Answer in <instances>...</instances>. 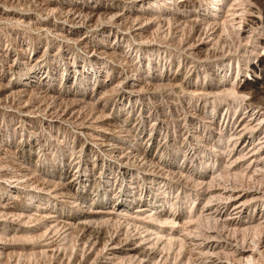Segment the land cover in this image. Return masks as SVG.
Segmentation results:
<instances>
[{"label": "rangeland", "instance_id": "obj_1", "mask_svg": "<svg viewBox=\"0 0 264 264\" xmlns=\"http://www.w3.org/2000/svg\"><path fill=\"white\" fill-rule=\"evenodd\" d=\"M1 1L2 0H0V7L1 8H7L9 10V14L0 16V26H1L0 27V35L2 34L0 37V53L2 52V54H0V70H1L0 71V78H1L0 79V82H1V84H0L1 85L0 86V89H1L0 90V96H1L0 97V100H1L0 101V104H1L0 105V160L3 162L2 163L0 161L1 162L0 163V191H1L0 192V215H1L0 216V221H1V223H0V230H1L0 231V235H1L0 236V240H1L0 241V264H51L53 262H54L53 264H55L57 259H60V260H58L59 262L57 261L56 264H65L66 262H67V264H73V263H77V264H80V263L81 264H113V262H114V264H116L117 262H119L118 264H121V263L124 264L125 262H126L125 264H134V263L135 264L136 263L137 264H139V263H141V264H150V263L151 264L152 263L161 264V262L163 264H169L170 262H171L170 264H176V263L177 264H184V262H186L185 264H192V261H193V264H203V262L205 264L207 261V253H206L207 250H206V245L204 244L205 240H203V239L208 238L207 237L208 232L216 234V232L218 231L217 232L218 238H221V239L227 240V241L228 240L230 241V239H232L231 241H236V242L237 241L240 242V240H243V238L246 240H248V239L250 240V239H254L256 237L254 240H258L259 238H262L264 236V225L260 224L259 227H258V225H256L257 224L256 222H258V219L260 218L257 215L258 210L264 208V205H263L264 204L263 203L264 202V196H263L264 195V188H263L264 182L261 181L260 179H258L259 176L258 177L257 176H250V175H248V173H246V172L243 173L241 171L234 172L235 168L225 167L224 165L226 164V161H227L225 159L227 157L228 149L223 148L222 142H220L222 145H220V143L217 142L220 138H222L221 133H222V136L224 135L223 137H226V134L229 135L231 133L232 127L234 125L233 119L236 117V115H237V117L240 116V113H241V115H243L244 114L243 112H245L247 110V109H245V105L243 104V102H240L241 99L239 97H237L236 95H234L235 93H233L232 89L234 90V88H236L238 85L246 82L245 80H247L246 79L247 76L251 77L250 70L254 66L252 64V62H254V63L256 62L255 63L256 66L257 67L259 66L258 69L264 68V60L261 62L260 61L261 59H258V58H260V56L255 58L256 52L259 53L261 51L260 53H262V51H264V50H261L260 46L259 47L256 46L255 38H253L255 35L254 33H257V31H259L258 27L260 24L258 23V21L257 22H250L251 18H250L249 13L251 12V10L249 9V7H247V6H249V3L251 1H254V2H251V4L256 6L254 13H255V15L259 16V21L262 20L264 22V0H219V1L213 0V3H212V0H162V1L158 0L159 2L157 0H105L106 2L104 0H97L99 3H101V1H102L103 4H110L112 6H115V8H117L119 10L118 11L119 16L116 20L113 18L107 19L105 17L102 18V16H99L100 20L96 18L97 20H94V21H96V22H94L95 24L93 22L89 23L87 21L88 20V18H86L87 11H85L84 9L82 10L83 13L82 12L79 13V15H78L79 18L77 17L75 20L70 19L71 17H69L68 14H71V12L73 11L72 10V8H74L73 3L80 2L83 0H72V1L71 0H37V1L36 0H28V1H26V0L21 1L20 0L21 2H19V0H14V1L11 0V2L9 0H8V2H5V1L1 2ZM32 1H33L34 5L31 4ZM38 1H40V3H38ZM85 1H91V0H85ZM94 1L92 0V2H94ZM238 1H239V4H238ZM28 2H30V3H28ZM230 2H232L233 4ZM17 3H18V5H17ZM28 4L30 7H32L31 9H33V10H31L30 7L28 6L29 12H28V10L26 12L27 7H24V6H27ZM46 4H47V6H46ZM210 4H212V5H210ZM52 5H53V7H52ZM17 6L20 8H18ZM34 6L37 8H35ZM68 6L70 7V9L67 8ZM175 6H176V8H174ZM212 6H214V7H212ZM33 7L36 10H34ZM38 7H40L41 10H37V9H39ZM62 7H63L64 11L62 10ZM13 8H14V10H13ZM24 8H25V10H24ZM47 8H50V9H47ZM45 9L49 10V12ZM166 9L169 11H167ZM220 9H221V11H220ZM12 10H13V12H12ZM50 10H51V13H50ZM207 10H209V11H207ZM20 11H22V12H20ZM44 11H46V12H44ZM54 11H55V13L53 14ZM65 11H67V12L65 13ZM69 11H70V13H68ZM232 11H233V14H231ZM59 12H61V13H59ZM134 12L138 16H135L136 14ZM235 12H236V14H235ZM37 13L39 15H37ZM212 13H214V14H212ZM58 14H60V16L62 15V17L60 18V16ZM125 14H126V16H125ZM185 14H186V16H185ZM201 14H202V16H201ZM241 15H242L243 19L239 18V16L241 17ZM3 16H6L7 18H9V20L7 21V18H5ZM41 16H42V18H41ZM143 16H144V18H143ZM145 16H146V18H145ZM198 16H199V18H197ZM12 17H13V19H12ZM84 17H85V19H84ZM149 17L151 19L153 18L152 20H150L151 22H149V19H150ZM162 17H164L165 19ZM177 17L179 18L180 21L177 20L178 19ZM217 17H219L221 20ZM10 18L13 21H11ZM63 18H65V20ZM67 18H69V19H67ZM203 18H205V19H203ZM77 19L79 22L76 21ZM80 19H82L81 22H80ZM217 19L219 21H221L222 24L218 23L219 21ZM232 19H234V20H232ZM102 20H103V22H106V23H103V22L100 23ZM110 20H111V22H108ZM129 20H131V21H129ZM144 20H145V23L142 22ZM155 20H157V21H155ZM211 20L215 21L216 24H215V22L212 24ZM235 20H237V21H235ZM14 21L17 23V25ZM58 21H59V23H58ZM9 22H10L11 26L8 25ZM77 22L81 23V24H78ZM118 22H119V24H118ZM141 22H142V24H141ZM203 22H205V23H203ZM210 22H211L212 26H210L208 24ZM231 22H233V25ZM23 23H24V25H23ZM48 23L50 24V26ZM113 23H115V24H113ZM139 23L141 25H139ZM166 23L167 24L169 23L168 27H167ZM172 23L177 24L178 27H177V25H173ZM245 23H246V25H245ZM96 24H98V25H96ZM130 24L132 27L130 26ZM159 24L161 25L160 28H158L160 26ZM202 24L204 27L202 26ZM238 24L240 26H238ZM13 25H16V27ZM87 25H89V26H87ZM114 25L117 27H115ZM120 25H121V27H120ZM137 25H139L141 27L138 30L134 29V27H136ZM179 25L181 26V29H180ZM235 25H237V26H235ZM23 26H25V27H23ZM39 26H42V27H39ZM110 26H113V27H110ZM165 26L167 27V29L168 28L169 29L167 30ZM262 26L264 27V23H262ZM17 27H19V28H17ZM88 27H89V29H88ZM153 27H155L154 29L156 30V32L154 29H152ZM170 27H171V29H170ZM199 27H201V28H199ZM237 27H239L238 30H236ZM123 29L126 31V33ZM176 29H178V30H176ZM199 29H200V31H199ZM203 29H205V30H203ZM210 29H211V31H210ZM256 29H258V30H256ZM159 30H161V33L159 32ZM206 30H208V31H206ZM243 30L245 31V34L247 36L241 33V31H243ZM166 31H168V32H166ZM170 31L172 33H170ZM236 31H237V33H236ZM135 32H136V34H135ZM204 32H206V33H204ZM208 32H211V33H208ZM248 32H250V33H248ZM62 33L64 34L63 36H62ZM140 33H141V35H139ZM156 33H158V34L160 33V34L157 36ZM262 33L264 34V31ZM47 34H48V36H47ZM151 34H152V36H151ZM153 34L154 35L156 34V35L154 36ZM165 34H167V35L164 36ZM214 34H216V35H214ZM69 35L72 37H70ZM81 35H83V36H81ZM103 35H104V37H103ZM138 35L139 36H142V35L146 36V37H143L144 40L146 39L145 40L146 42L143 41L142 40L143 38L139 37ZM135 36H137V37H135ZM215 36H217V37H215ZM244 36H246V37H244ZM68 37H70L71 39ZM140 38H142V39H140ZM149 38L150 39L152 38V40L154 39L153 40L154 42L151 40L153 42V43H151ZM215 38L216 39L218 38V39L216 40ZM198 39H200V40H198ZM245 39H246L247 44L244 41ZM116 40H117V43H116ZM172 40L174 43L172 42ZM250 40H251V42H250ZM63 41H66V42H63ZM68 41H69V43H68ZM73 41H74V43H73ZM112 41L113 42L115 41V42L113 43ZM200 41L206 43V46L204 47L207 49V50L206 49L204 50V52L206 54L204 52L198 54L197 51H194V50H196V49H194L196 47L195 44L200 43ZM154 43H156V44H154ZM158 43H161V45ZM243 44H244V46H243ZM1 45H2V48H1ZM53 45L55 47H53ZM88 45H89V48H88ZM149 45L152 47H149ZM162 45H163V47H161ZM144 46H146V48ZM191 46H193V47H191ZM172 47H175V48L172 49ZM211 47H212V49H211ZM254 47H255V49H254ZM12 48H13V50H12ZM128 48H129V50H128ZM241 48H243L244 50ZM257 48H258V50H257ZM161 49H163V50H161ZM103 50H105V51H103ZM159 50H161V51H159ZM188 50H189V52H188ZM190 50L192 53L190 52ZM222 50H223V52H222ZM144 51H145V54H144ZM211 51H213V52H211ZM113 52H115V53H113ZM104 53L105 54L107 53V54L104 55ZM118 53H120V54H118ZM218 53H219V55H218ZM228 53H229V55H228ZM239 53L240 54L242 53L243 55L242 54L240 55ZM207 54L210 55L211 59L208 58L209 56ZM213 54L215 55V57ZM3 55H5V56H3ZM102 55H104V56L102 57ZM129 55H131V56H129ZM220 55H221V57H220ZM86 56L88 58H86ZM195 57H196V59H195ZM199 57H201L202 59ZM250 57H252V58H250ZM262 57H264V56H262ZM13 58H14V60H13ZM117 58L118 59L120 58V59L118 60ZM198 58H199V60H198ZM225 58H226V60H225ZM78 60H80V61H78ZM5 61H7L6 64H5ZM129 62L131 63L130 65H129ZM22 63H23V65H22ZM178 64H179V66H178ZM225 65H227V66H225ZM250 65H251V67H250ZM98 66H100V67H98ZM132 66H133V68H132ZM217 66H219V67H217ZM88 67H90V68H88ZM192 67H193V69H192ZM204 68H205V70H204ZM75 69H76V71H75ZM186 69H187V71H186ZM156 70H157V73H156ZM241 70H243L244 72ZM57 72H58V74H57ZM259 73L260 72H258V75L262 76V73L261 74H259ZM228 74H229V76H228ZM81 75H82V77H80ZM133 75L136 77H134ZM120 76L123 78H120ZM158 76L160 77V79L158 78ZM187 76L188 77L190 76V77L188 78ZM137 77L139 79H137ZM224 77L228 78V79L226 80ZM31 78H32V80H31ZM83 78H85V79H83ZM217 78L219 79V81ZM2 81H3V83H2ZM59 81H60V83H59ZM70 81H72V82H70ZM178 81H180V82H178ZM147 82H149L151 84L153 83V84L151 85ZM167 82H170L169 83L170 86ZM172 82H174V84H172ZM176 82H178V83H176ZM52 83H54L55 86ZM162 83H167V84H164L165 85L164 86ZM179 83H181V84H179ZM18 84H19V86H18ZM48 84H50V85L48 86ZM142 84L144 86H142ZM145 84H147V86ZM160 84H162V85L160 86ZM40 85H42V86H40ZM133 85H135V86H133ZM150 85L152 87L156 85L154 87L155 89L152 88ZM182 85H184V86H182ZM203 85H205V86H203ZM111 86L113 87V89ZM163 86L165 87L164 89L162 88ZM190 86H192V87H190ZM137 87H138V89H137ZM159 87H161V88H159ZM224 87H228L231 89L224 88ZM135 88H136V91H135ZM191 88L193 89V91ZM11 89L12 90L14 89V91H12ZM21 89H23V90H21ZM167 89H169V90H167ZM197 89L199 90V92H194ZM209 89H211V90H209ZM78 90L80 91V93L78 92ZM201 90H203L204 92ZM214 90H215V92H214ZM219 91H221V92H219ZM14 92H16V93H14ZM17 92H18V94H17ZM129 92H131V93H129ZM132 92H134V93H132ZM192 92L194 93V95ZM202 92L205 94H203ZM19 93H21V94H19ZM22 93H24V94H22ZM82 93H83V95H82ZM170 93H172V94H170ZM228 93H230V94H228ZM3 95L5 96V98ZM34 96H37V97H34ZM56 96H58V98ZM164 96H166V99H163V98H165ZM177 96H178V98H177ZM219 96L221 98H218ZM103 97H105L106 100ZM107 97H108V99H107ZM35 98L36 99L38 98L37 101ZM192 98H194V99H192ZM224 98H228V99H226L227 101ZM232 98H233V100H232ZM14 99H15V102H14ZM19 99H21V100L19 101ZM34 99H35V101H34ZM79 99L81 102L79 101ZM171 99H172V101H171ZM206 99H207V101H206ZM210 99H212V100H210ZM83 100H85V101H83ZM87 100L90 102V104H88L89 102ZM169 100L171 102H169ZM11 101H13V102H11ZM33 101H34V103H32ZM53 101L56 103H54ZM106 101H108V102H106ZM3 102H4V104H2ZM25 102H27V103H25ZM45 102H47L48 104H44ZM195 102H197V103H195ZM39 103H41V104H39ZM32 104H33V106H32ZM193 104H194V106H193ZM21 105L24 107H22ZM43 105L45 108L43 107ZM45 105H47L49 108ZM180 106H182V107H180ZM202 106H204V107H202ZM190 109H192L193 111ZM227 109H229V110H227ZM233 109H234V111H233ZM61 110H63V111H61ZM175 110H176V112H175ZM230 110L232 111L231 113H230ZM29 111H30V113H29ZM26 112L29 114H27ZM189 112H192V113H189ZM172 113H175V114H172ZM186 113H187V116H186ZM198 115L200 117H198ZM176 116L179 118L177 119ZM182 116H184V117H182ZM209 116H210V118H209ZM60 117H61V119H60ZM107 117L108 118L111 117V118L108 119ZM174 117H175V120H174ZM193 117H194V119H193ZM203 117L206 118L207 120L204 119ZM213 119H215V120H213ZM202 121H204V122H202ZM208 121H210V122H208ZM68 122H70V123H68ZM180 123H183V124L181 125ZM190 123H192L193 125ZM210 124H211V127H210ZM207 125H209V126H207ZM184 126H185V128H184ZM203 126H206V127H203ZM213 126L215 127V130H214ZM115 127H116V129H114ZM209 127L212 129H210ZM216 127H218L217 130H216ZM176 128H177V130H175ZM180 128L181 129L183 128V129L181 130ZM216 131H217V133H215ZM177 133H178V135H177ZM200 134H202V135H200ZM198 135H200V136H198ZM174 136H176V138ZM195 136L196 137L198 136V138L196 139ZM201 137H202V139H201ZM172 138H174V139H172ZM191 138H193V139H191ZM200 140H201V142H200ZM200 143H202V144H200ZM206 144L209 145V147L210 146H212V147L209 148ZM133 146H134V148H133ZM211 149H214V151ZM9 150H11V151H9ZM195 150H196V153H195ZM205 150H207V151H205ZM219 150L223 151V152L219 153L220 152ZM216 152H218L219 155H218V153L216 154ZM220 154L222 155V157ZM227 159H228V157H227ZM155 164H157V165H155ZM203 164H205V165H203ZM2 166H5V167L2 168ZM216 167H218V168H216ZM7 168H9V169H7ZM123 169H125V170H123ZM169 169H170V171H169ZM225 169H227V171ZM3 171H5V172H3ZM67 171H69V172H67ZM223 171H224V173H223ZM235 173H237V174L235 175ZM216 174L219 175V178H217L218 176ZM227 175H228V177H227ZM237 175H238V177H237ZM224 176H225V179H224ZM7 177H8V180H7ZM96 177H97V179H96ZM221 178H222V180H221ZM244 178L247 180H245ZM203 179H205V180H203ZM5 180H6V182H5ZM212 180H213V182H211ZM49 181H51V182L49 183ZM215 181H217V182H215ZM58 182H59V184H58ZM204 182L206 184H204ZM224 182H226L227 184ZM259 183L262 186H260ZM26 184H27V186H26ZM61 184H62V186H61ZM198 184H200V185H198ZM221 184H222V186H221ZM64 185H65V187H64ZM22 186H24V187H22ZM211 186H212V188H211ZM236 186L239 189H241L242 192H245L247 190L248 192H251V193L255 192L257 195H255L256 199L253 198V199L249 200L250 202L247 203V206H249V207L246 206L247 209H245V211L243 212L244 214L242 213L241 219H239V220L231 219L230 220L229 218L231 216V213L233 212V208H234L233 206H235V205H234V202L232 200V196L230 197L231 201L229 200V197H228L229 193L228 192H230L231 189L233 190V192H236L235 191L237 188ZM244 186L246 187V189ZM40 187H42V188H40ZM50 187L53 189H50ZM61 187H63V188H61ZM260 187H262L263 189ZM41 189H43L44 191H42ZM45 189L46 190L48 189V190L46 191ZM203 191H204V193H203ZM216 191H218V192H216ZM55 192H57V193H55ZM62 193H65L67 196L65 194H62ZM70 194H72V195H70ZM200 194H201V196H200ZM208 194H209V196H207ZM218 194L220 195V197ZM55 195L57 197H55ZM58 195H59V197H58ZM260 196H262V197L260 198ZM250 197L251 196H249L248 198H250ZM212 199H213V201H212ZM217 200L220 203H217L218 202ZM221 201H222V204H221ZM173 202H174V205H173ZM7 205H11V206H7ZM198 205H200V206H198ZM220 208L222 210H224L223 215H221L218 212L220 210ZM105 210H106L107 214H106ZM34 211H36V212H34ZM108 211L110 213H108ZM37 213H41V215H39ZM47 213H49V215ZM138 213H139L140 217L137 216ZM35 214L37 216L36 220L33 219L35 217ZM110 214H111V216H110ZM159 214H160V217L163 214L162 217H169V218L173 219L175 221V223L173 225L172 224L171 225L165 224L162 226L161 224H158V222L150 219V215H159ZM166 214H168V215H166ZM42 215L45 217H43ZM66 215H67V217H66ZM107 215H108V217H107ZM120 215H121V217H120ZM131 215L135 216V217H132ZM3 216H5V217H3ZM117 216L119 217V219ZM136 216H137V218H136ZM41 217H42V219H41ZM122 217H124V218H122ZM145 217H146V219H145ZM204 217H205V219H204ZM19 218L21 220H19ZM24 218L25 219L27 218V219L25 220ZM100 218H101V220H98ZM103 218L105 219L104 221H103ZM193 218H195V219H193ZM214 218H215V220H213ZM10 219H12V221ZM31 219L36 221V223L34 221H32ZM92 219L96 223H94V221ZM143 219H144V221H142ZM22 220H23V222H20ZM27 220H28V222H27ZM91 220H92V222H91ZM126 220H128V221H126ZM149 220H150V222H149ZM68 221L72 222V223H70V225H71V228H73V229L70 228ZM98 221L101 223H98ZM191 221H192V223H191ZM29 222H31V223H29ZM41 222H43V223H41ZM52 222H54V223H52ZM74 222H75V225H72V224H74ZM137 222H139V223H137ZM152 222H154V223H152ZM23 223H25V224L23 225ZM38 223L40 225H38ZM50 223H52V225ZM59 223L61 224V226ZM64 223H66V224H64ZM135 223H136V225H135ZM183 223H184V226H183ZM27 224H28V226H27ZM42 224H44L45 226L43 225L44 226L43 227ZM89 224H91V225L93 224L92 226L94 227V230H97L98 232H100V234H97L94 230H92V228H91L92 226ZM220 224H221V226H220ZM241 224H242V226H241ZM33 225L35 227L36 226L37 227L35 228ZM54 225H55V227H57V226H59V227L55 228V227H53ZM236 225H238V226H236ZM46 226H48V227H46ZM89 226H91V227H89ZM167 226H169V227L172 226V227L169 228ZM179 226H180V228H179ZM230 227H231V229H230ZM53 228H54V230H52ZM241 228L245 229L246 231L241 229ZM55 229H56V232H54ZM59 229H60V232L58 231ZM223 229H225V230H223ZM235 229H237V230H235ZM247 229H249V230L247 231ZM36 230H38V231L40 230V232L42 231L45 234L43 235L42 232H41L42 233L41 234L40 232H38ZM65 230H67V231L64 232ZM90 230H92V231H90ZM138 230H139V232H138ZM3 231H5V232H3ZM20 231H22V232H20ZM28 231H29V233H27ZM230 231H231V233H230ZM35 232H38V233H35ZM69 232H70V234H69ZM178 232L180 235L178 234ZM190 232L192 235L190 234ZM255 232H256V234L260 232V235H258V234L256 235ZM32 233H33V235H31ZM39 233L41 234V236L42 235L43 236L41 237ZM63 233H64V235H63ZM116 233H118V234H116ZM162 233H164V235H162ZM183 233L185 236L183 235ZM225 233H226V235H225ZM233 233L234 234L236 233V234L234 235ZM18 234H21V235H18ZM56 234H58V235H56ZM86 234H88V235H86ZM148 234H151V235H148ZM200 234H201V236H200ZM14 235H15V237H14ZM34 235H35V237L36 236L37 237L36 238L33 237ZM103 235L104 236L106 235L105 236L106 238H104L105 241H107L109 238V240H108L109 242L120 239V244H119L120 246L119 245H117L119 247L116 246L117 247L116 250L118 252L115 251L112 256L110 254H108V250L106 249L104 244H102V243L100 244V241L103 242V240L102 239L99 240L98 238H100V236H103ZM118 235H119V237H117ZM159 235H160V237H159ZM202 235L203 236L205 235L204 238ZM250 235H251V237H250ZM252 235H254L255 237ZM5 236L7 238H5ZM9 236H11V238ZM45 236L48 237V240H49V238H51V240L49 241L51 248L48 247V249H51V250L43 251V249L40 247H34L37 244H35V243L33 244V242H35V240H36V243H38L40 241L45 242V240H47V238ZM93 236L95 237V239H93L94 238ZM17 237H18V239H17ZM62 237H65L64 241L62 240L63 239ZM82 237L84 239H82ZM115 237L118 239H116ZM161 237H162V239H161ZM177 237H178V240L176 242ZM238 237H240V238H238ZM14 238H15V240H14ZM170 238H171V240H170ZM20 239H23V240L20 241ZM60 239L62 241H60ZM181 239H182V242H181ZM2 240H3V242H2ZM42 240H44V241H42ZM92 240H94V241H92ZM128 240H131V241H128ZM147 240L149 241V243H147L148 242ZM152 240H153V242H152ZM162 240H163V242H162ZM196 240L199 241L200 243L199 242L197 243ZM143 241H145L146 243ZM29 242H31V243H29ZM56 242L58 243L59 246L56 245L57 244ZM89 242H90V244H89ZM167 242H168V246L166 245ZM78 243H79V245L81 243V245H80L81 247L78 245ZM84 243H85V245H84ZM126 243L127 244L133 243L134 245H137V246L148 247L149 252H150V255L148 254V256L149 257L151 256V258H149L147 256L146 258H148V259L145 258V260H146L145 262H143V261L139 262V258L137 256H135L134 258H133V256H130V257L127 256V254L122 251V249L124 248V244H126ZM140 243L142 245H140ZM164 243H166V244H164ZM60 244L62 246H60ZM146 244H148V245L146 246ZM169 244L171 247H169ZM183 244H185V245H183ZM9 245L10 246L12 245V246L10 247ZM87 245L88 246L90 245L89 246L90 249L88 248ZM99 245L101 246V248ZM177 245H178V247H177ZM186 245L188 248L186 247ZM53 246H56V247L53 248ZM31 247H33V248H31ZM62 247H64V248L67 247V248H65V251H64V250H62V249H64ZM179 248H180V250H179ZM11 249H12V252L10 251ZM32 249H35L36 251L35 250L34 251L36 253L35 252L33 253ZM37 249H40L39 251H42V253L39 252L40 253L39 254L37 252L38 251ZM60 249H61V251H60ZM66 249H68V250H66ZM80 249H83L82 253H81ZM84 249H86V250H84ZM92 249H93V251L97 250L98 252L97 251L93 252ZM171 249H173V250H171ZM14 250H17V251L14 252ZM21 250L22 251L24 250V251L21 253ZM77 250H78V252H77ZM220 250L222 252H225V253L227 251H229L226 249H220ZM220 250L217 249V251H220ZM4 251H5V253H4ZM105 251H106V253H105ZM79 252H80V255L82 257L80 255H78ZM100 252H102L101 255H100ZM165 252L167 254H165ZM199 252L202 254H200ZM48 253H50V254H48ZM65 253H68V254H65ZM5 254H6V256H5ZM17 254H19V255H17ZM61 255H62V258H61ZM57 256H58V258H57ZM84 256L85 257L89 256L88 259L91 258V259H89L90 262H88L87 258L85 259L87 262L86 261L84 262V258H85ZM119 256H120V259L118 260L117 257H119ZM124 256H126V257H124ZM67 257H68V259H67ZM108 257H109V259H108ZM114 257H116V258H114ZM172 257H173V259H172ZM113 258L116 262L113 261ZM131 258H133V259L131 260ZM170 258H171V260H170ZM105 259H107V260H105ZM76 260H78V261H76ZM152 260H153V262H152ZM166 260H168V261L170 260L169 263ZM182 260H183V263L181 262ZM120 261H121V263H120ZM127 261H129V262L127 263ZM257 263L258 264H260V263L264 264V248H263V251L261 252V259L258 260Z\"/></svg>", "mask_w": 264, "mask_h": 264}, {"label": "bare ground", "instance_id": "obj_2", "mask_svg": "<svg viewBox=\"0 0 264 264\" xmlns=\"http://www.w3.org/2000/svg\"><path fill=\"white\" fill-rule=\"evenodd\" d=\"M3 1H5V2H8V0L6 1V0H2L1 2H3ZM10 2H11V0H9ZM14 1V0H13ZM12 1V2H13ZM22 1V0H21ZM20 0H19V2H21ZM26 1H28V0H26ZM25 1V2H26ZM37 1V0H36ZM35 1V2H36ZM72 1V0H71ZM70 1V2H71ZM94 1V0H93ZM105 1V0H104ZM158 1V0H157ZM162 1V0H161ZM217 1H219V0H217ZM4 2V3H5ZM17 2V1H16ZM15 2V3H16ZM18 2V3H19ZM44 2V1H43ZM46 2V1H45ZM106 2V1H105ZM104 2V3H105ZM150 2V1H149ZM159 2V1H158ZM223 2V1H222ZM235 2V1H234ZM242 2V1H241ZM248 2V1H247ZM251 2H254V1H251ZM251 2L249 3V6H247V7H249V9L251 10V12L249 13V15H250V18H251V20H250V22H257L258 21V23L260 24L259 25V27H258V29H259V31H257V33H254L255 35H254V37L253 38H255V43H256V46L257 47H259L260 46V48H261V50H264V34L262 33L263 31H264V27L262 26V23H264L262 20H260L259 21V16H257V15H255V8H256V6H254L253 4H251ZM18 3H17V5H18ZM28 3H30V2H28ZM38 3H40V1H38ZM63 3V2H62ZM120 3V2H119ZM129 3V2H128ZM133 3V2H132ZM140 3V2H139ZM161 3V2H160ZM211 3V2H210ZM212 3H213V0H212ZM217 3V2H216ZM229 3V2H228ZM230 3H232V2H230ZM246 3V2H245ZM256 3V2H255ZM8 4V3H7ZM31 4L32 5H34L33 4V1L31 2ZM36 4V3H35ZM74 4V8H72V12H71V14H68L69 15V17H71L70 19L71 20H75L77 17H78V15H79V13L80 12H82V10L84 9L85 11H87V15H86V18H88V22L89 23H91V22H96V21H94V20H97V19H99V16H102V18L103 17H105V18H107V19H110V18H113V19H117L118 18V16H119V13H118V9L117 8H115V6H112V5H110V4H103L102 3V1H101V3H99L97 0H95L94 2H92V0L91 1H85V0H83V1H80V2H76V3H73ZM137 4V3H136ZM149 4V3H148ZM151 4V3H150ZM153 4V3H152ZM162 4V3H161ZM160 4V5H161ZM171 4V3H170ZM176 4V3H175ZM182 4V3H181ZM221 4V3H220ZM233 4V3H232ZM236 4V3H235ZM238 4H239V1H238ZM242 4V3H241ZM6 5V4H5ZM14 5V4H13ZM20 5V4H19ZM26 5V4H25ZM37 5V4H36ZM45 5V4H44ZM59 5V4H58ZM69 5V4H68ZM122 5V4H121ZM144 5V4H143ZM156 5V4H155ZM159 5V4H158ZM210 5H212V4H210ZM215 5V4H214ZM217 5V4H216ZM219 5V4H218ZM248 5V4H247ZM8 6V5H7ZM15 6V5H14ZM23 6V5H22ZM28 6H29V4L27 5V6H24V7H27V9H26V12H27V10L29 9L28 8ZM46 6H47V4H46ZM64 6V5H63ZM131 6V5H130ZM171 6V5H170ZM173 6V5H172ZM220 6V5H219ZM239 6V5H238ZM242 6V5H241ZM246 6V5H245ZM9 7V6H8ZM12 7V6H11ZM18 7V6H17ZM30 7V6H29ZM35 7V6H34ZM33 7V8H34ZM52 7H53V5H52ZM61 7V6H60ZM120 7V6H119ZM140 7V6H139ZM208 7V6H207ZM211 7V6H210ZM212 7H214V6H212ZM234 7V6H233ZM232 7V8H233ZM10 8V7H9ZM18 8H20V7H18ZM17 8V9H18ZM32 7H30V9H31ZM35 8H37V7H35ZM34 8V10H36ZM39 9H37V10H41V8L40 7H38ZM46 8V7H45ZM67 8H69L70 9V7L68 6ZM147 8V7H146ZM152 8V7H151ZM174 8H176V6L174 7ZM219 8V7H218ZM223 8V7H222ZM226 8V7H225ZM235 8V7H234ZM244 8V7H243ZM16 9V8H15ZM47 9H50V8H47ZM47 9H45V10H47ZM54 9V8H53ZM130 9V8H129ZM142 9V8H141ZM203 9V8H202ZM201 9V10H202ZM207 9V8H206ZM213 9V8H212ZM13 10H14V8H13ZM13 10H12V12H13ZM21 10V9H20ZM24 10H25V8H24ZM31 10H33V9H31ZM57 10V9H56ZM62 10H63V7H62ZM167 10V9H166ZM174 10V9H173ZM176 10V9H175ZM211 10V9H210ZM224 10V9H223ZM48 12H49V10H47ZM58 11V10H57ZM64 11V10H63ZM68 11V10H67ZM67 11H65V13L67 12ZM131 11V10H130ZM133 11V10H132ZM137 11V10H136ZM147 11V10H146ZM156 11V10H155ZM154 11V12H155ZM167 11H169V10H167ZM188 11V10H187ZM207 11H209V10H207ZM220 11H221V9H220ZM20 12H22V11H20ZM19 12V13H20ZM28 12H29V10H28ZM44 12H46V11H44ZM43 12V13H44ZM140 12V11H139ZM178 12V11H177ZM195 12V11H194ZM260 12V11H259ZM50 13H51V10H50ZM55 13V11L53 12V14ZM59 13H61V12H59ZM68 13H70V11L68 12ZM83 13V12H82ZM135 13V12H134ZM142 13V12H141ZM153 13V12H152ZM168 13V12H167ZM172 13V12H171ZM180 13V12H179ZM178 13V14H179ZM192 13V12H191ZM199 13V12H198ZM204 13V12H203ZM7 14H9V10L7 9V8H1L0 7V16H2V15H7ZM13 14V13H12ZM25 14V13H24ZM36 14V13H35ZM34 14V15H35ZM136 14V13H135ZM151 14V13H150ZM181 14V13H180ZM195 14V13H194ZM200 14V13H199ZM212 14H214V13H212ZM231 14H233V11H232V13ZM230 14V15H231ZM235 14H236V12H235ZM19 15V14H18ZM37 15H39L38 13H37ZM41 15V14H40ZM59 16H60V14H58ZM66 15V14H65ZM122 15V14H121ZM154 15V14H153ZM160 15V14H159ZM219 15V14H218ZM221 15V14H220ZM240 15V14H239ZM263 15V14H262ZM29 16V15H28ZM33 16V15H32ZM67 16V15H66ZM81 16V15H80ZM83 16V15H82ZM125 16H126V14H125ZM135 16H138L137 14L135 15ZM141 16V15H140ZM139 16V17H140ZM155 16V15H154ZM158 16V15H157ZM185 16H186V14H185ZM192 16V15H191ZM201 16H202V14H201ZM213 16V15H212ZM215 16V15H214ZM222 16V15H221ZM3 17H5V18H7L6 16H3ZM18 17V16H17ZM39 17V16H38ZM49 17V16H48ZM62 17V15L60 16V18ZM153 17V16H152ZM166 17V16H165ZM184 17V16H183ZM196 17V16H195ZM249 17V16H248ZM37 18V17H36ZM41 18H42V16H41ZM79 18V17H78ZM83 18V17H82ZM97 18V19H96ZM122 18V17H121ZM129 18V17H128ZM132 18V17H131ZM134 18V17H133ZM143 18H144V16H143ZM145 18H146V16H145ZM150 18V17H149ZM157 18V17H156ZM161 18V17H160ZM162 18H164V17H162ZM178 18V17H177ZM176 18V19H177ZM192 18V17H191ZM197 18H199V16L197 17ZM209 18V17H208ZM217 18H219V17H217ZM239 18H242V15H241V17L239 16ZM4 19V18H3ZM11 19V18H10ZM12 19H13V17H12ZM11 19V21H13ZM45 19V18H44ZM50 19V18H49ZM64 20H65V18H63ZM67 19H69V18H67ZM84 19H85V17H84ZM83 19V20H84ZM106 19V20H107ZM112 19V20H113ZM124 19V18H123ZM138 19V18H137ZM153 19V18H152ZM151 18L149 19V22H151L150 20H152ZM165 19V18H164ZM167 19V18H166ZM172 19V18H171ZM170 19V20H171ZM174 19V18H173ZM186 19V18H185ZM202 19V18H201ZM203 19H205V18H203ZM215 19V18H214ZM220 19V18H219ZM243 19V18H242ZM9 20V18H7V21ZM24 20V19H23ZM22 20V21H23ZM60 20V19H59ZM70 20V21H71ZM81 20L82 19H80V22H81ZM100 20V19H99ZM98 20V21H99ZM105 20V19H104ZM114 20V21H115ZM128 20V19H127ZM147 20V19H146ZM158 20V19H157ZM157 20H155V21H157ZM177 20H179V18L177 19ZM218 20V19H217ZM221 20V19H220ZM226 20V19H225ZM232 20H234V19H232ZM16 21V20H15ZM14 21V22H15ZM18 21V20H17ZM26 21V20H25ZM48 21V20H47ZM61 21V20H60ZM69 21V22H70ZM76 21H78V19L76 20ZM75 21V22H76ZM123 21V20H122ZM129 21H131V20H129ZM137 21V20H136ZM154 21V20H153ZM159 21V20H158ZM174 21V20H173ZM180 21V20H179ZM197 21V20H196ZM203 21V20H202ZM206 21V20H205ZM208 21V20H207ZM219 21V20H218ZM235 21H237V20H235ZM239 21V20H238ZM63 22V21H62ZM67 22V21H66ZM65 22V23H66ZM79 22V21H78ZM77 22V23H78ZM103 22V20L100 22V23H102ZM108 22H111V20L110 21H108ZM113 22V21H112ZM128 22V21H127ZM126 22V23H127ZM142 22H144L145 23V20L144 21H142ZM142 22H141V24H142ZM161 22V21H160ZM163 22V21H162ZM176 22V21H175ZM211 22H212V24L215 22V21H212L211 20ZM211 22L210 23H208L210 26H212L211 25ZM224 22V21H223ZM240 22V21H239ZM238 22V23H239ZM16 23V22H15ZM20 23V22H19ZM26 23V22H25ZM46 23V22H45ZM57 23V22H56ZM58 23H59V21H58ZM72 23V22H71ZM74 23V22H73ZM103 23H106V22H103ZM134 23V22H133ZM138 23V22H137ZM147 23V22H146ZM177 23V22H176ZM203 23H205V22H203ZM218 23H220V24H222V22L221 21H219ZM232 23V25H233V22H231ZM248 23V22H247ZM27 24V23H26ZM49 24V23H48ZM52 24V23H51ZM69 24V23H68ZM78 24H81V23H78ZM95 24V23H94ZM93 24V25H94ZM110 24V23H109ZM113 24H115V23H113ZM118 24H119V22H118ZM140 23H139V25H141ZM152 24V23H151ZM154 24V23H153ZM161 24V23H160ZM159 24V25H160ZM169 24V23H168ZM167 23H166V25H167V27L169 26ZM171 24V23H170ZM173 24V23H172ZM201 24V23H200ZM207 24V23H206ZM205 24V25H206ZM207 24V25H208ZM215 24H216V22H215ZM8 25H10V22H9V24ZM7 25V26H8ZM16 25H17V23H16ZM16 25H13V26H15L16 27ZM23 25H24V23H23ZM33 25V24H32ZM45 25V24H44ZM65 25V24H64ZM84 25V24H83ZM82 25V26H83ZM92 25V24H91ZM96 25H98V24H96ZM100 25V24H99ZM112 25V24H111ZM122 25V24H121ZM121 25H120V27H121ZM133 25V24H132ZM139 25H137L136 27H134V29H136V30H138L139 28H141ZM144 25V24H143ZM147 25V24H146ZM158 25V24H157ZM173 25H177V24H173ZM196 25V24H195ZM206 25V26H207ZM218 25V24H217ZM245 25H246V23H245ZM252 25V24H251ZM256 25V24H255ZM11 26V25H10ZM27 26V25H26ZM36 26V25H35ZM47 26V25H46ZM49 26H50V24H49ZM52 26V25H51ZM85 26V25H84ZM87 26H89V25H87ZM95 26V25H94ZM115 26V25H114ZM119 26V25H118ZM129 26V25H128ZM130 26H131V24H130ZM153 26V25H152ZM180 26V25H179ZM199 26V25H198ZM202 26H203V24H202ZM201 26V27H202ZM205 26V27H206ZM209 26V27H210ZM214 26V25H213ZM235 26H237V25H235ZM238 26H240L239 24H238ZM243 26V25H242ZM1 27V26H0ZM22 27V26H21ZM23 27H25V26H23ZM39 27H42V26H39ZM61 27V26H60ZM96 27V26H95ZM110 27H113V26H110ZM115 27H117V26H115ZM132 27V26H131ZM157 27V26H156ZM161 27V25L158 27V28H160ZM166 27V26H165ZM167 27H166V29H167ZM177 27H178V25H177ZM201 27H199V28H201ZM204 27V26H203ZM218 27V26H217ZM254 27V26H253ZM8 28V27H7ZM10 28V27H9ZM17 28H19V27H17ZM44 28V27H43ZM50 28V27H49ZM79 28V27H78ZM109 28V27H108ZM127 28V27H126ZM145 28V27H144ZM155 27H153L152 29H154ZM198 28V27H197ZM215 28V27H214ZM238 28L239 27H237L236 28V30H238ZM247 28V27H246ZM245 28V29H246ZM23 29V28H22ZM88 29H89V27H88ZM119 29V28H118ZM128 29V28H127ZM150 29V28H149ZM151 29V30H152ZM162 29V28H161ZM165 29V30H166ZM169 29V28H168ZM167 29V30H168ZM170 29H171V27H170ZM180 29H181V26H180ZM252 29V28H251ZM258 29H256V30H258ZM47 30V29H46ZM80 30V29H79ZM107 30V29H106ZM120 30V29H119ZM124 30V29H123ZM150 30V31H151ZM155 30V29H154ZM164 30V31H165ZM176 30H178V29H176ZM203 30H205V29H203ZM209 30V29H208ZM208 30H206V31H208ZM215 30V29H214ZM240 30V29H239ZM33 31V30H32ZM42 31V30H41ZM67 31V30H66ZM87 31V30H86ZM95 31V30H94ZM125 31V30H124ZM149 31V32H150ZM153 31V30H152ZM199 31H200V29H199ZM210 31H211V29H210ZM216 31V30H215ZM221 31V30H220ZM57 32V31H56ZM60 32V31H59ZM63 32V31H62ZM92 32V31H91ZM128 32V31H127ZM139 32V31H138ZM145 32V31H144ZM155 32H156V30H155ZM154 32V33H155ZM159 32L161 33V30H159ZM166 32H168V31H166ZM47 33V32H46ZM51 33V32H50ZM65 33V32H64ZM99 33V32H98ZM120 33V32H119ZM125 33H126V31H125ZM129 33V32H128ZM133 33V32H132ZM159 33V34H160ZM170 33H172L171 31H170ZM204 33H206V32H204ZM203 33V34H204ZM208 33H211V32H208ZM213 33V32H212ZM235 33V32H234ZM236 33H237V31H236ZM241 33L242 34H244V35H246L245 34V31L243 30V31H241ZM248 33H250V32H248ZM19 34V33H18ZM25 34V33H24ZM23 34V35H24ZM61 34V33H60ZM70 34V33H69ZM89 34V33H88ZM130 34V33H129ZM135 34H136V32H135ZM150 34V33H149ZM157 34V36L159 35L158 33H156ZM155 34V35H156ZM168 34V33H167ZM167 34H165L164 36H166ZM217 34V33H216ZM216 34H214V35H216ZM221 34V33H220ZM2 35V34H1ZM1 35H0V37H1ZM56 35V34H55ZM54 35V36H55ZM64 34L62 33V36H63ZM102 35V34H101ZM123 35V34H122ZM131 35V34H130ZM139 35H141V33L139 34ZM138 35V36H139ZM146 35V34H145ZM154 35V34H153ZM154 35V36H155ZM170 35V34H169ZM207 35V34H206ZM212 35V34H211ZM14 36V35H13ZM20 36V35H19ZM47 36H48V34H47ZM46 36V37H47ZM70 36V35H69ZM81 36H83V35H81ZM115 36V35H114ZM126 36V35H125ZM134 36V35H133ZM132 36V37H133ZM149 36V35H148ZM151 36H152V34H151ZM161 36V35H160ZM159 36V37H160ZM247 36V35H246ZM246 36H244V37H246ZM66 37V36H65ZM70 37H72V36H70ZM70 37H68V38H70ZM76 37V36H75ZM103 37H104V35H103ZM109 37V36H108ZM135 37H137V36H135ZM139 37H146V36H139ZM138 37V38H139ZM170 37V36H169ZM215 37H217V36H215ZM241 37V36H240ZM50 38V37H49ZM57 38V37H56ZM55 38V39H56ZM59 38V37H58ZM74 38V37H73ZM72 38V39H73ZM86 38V37H85ZM90 38V37H89ZM88 38V39H89ZM130 38V37H129ZM137 38V39H138ZM142 38H140V39H142ZM153 38V37H152ZM152 38L150 39V41L152 40ZM162 38V37H161ZM210 38V37H209ZM208 38V39H209ZM248 38V37H247ZM51 39V38H50ZM71 39V38H70ZM77 39V38H76ZM98 39V38H97ZM112 39V38H111ZM135 39V38H134ZM214 39V38H213ZM212 39V40H213ZM216 39V38H215ZM218 39V38H217ZM216 39V40H217ZM243 39V38H242ZM10 40V39H9ZM78 40V39H77ZM81 40V39H80ZM133 40V39H132ZM139 40V39H138ZM137 40V41H138ZM143 41H145L144 40V38L142 39ZM154 40V39H153ZM152 40V41H153ZM193 40V39H192ZM198 40H200V39H198ZM2 41V40H1ZM5 41V40H4ZM50 41V40H49ZM71 41V40H70ZM87 41V40H86ZM104 41V40H103ZM121 41V40H120ZM134 41V40H133ZM148 41V40H147ZM151 41V43H153ZM178 41V40H177ZM189 41V40H188ZM202 41V40H201ZM200 41V43H198V44H195L196 45V47L194 48V49H196V50H194V51H197V53L199 54V53H202V52H204V50L206 49V48H204L205 46H206V43L205 42H201ZM205 41V40H204ZM245 41V43L247 44V42H246V39L244 40ZM63 42H66V41H63ZM76 42V41H75ZM113 42V41H112ZM111 42V43H112ZM115 42V41H114ZM113 42V43H114ZM125 42V41H124ZM142 42V41H141ZM146 42V41H145ZM156 42V41H155ZM160 42V41H159ZM165 42V41H164ZM172 42H173V40H172ZM192 42V41H191ZM212 42V41H211ZM210 42V43H211ZM250 42H251V40H250ZM11 43V42H10ZM26 43V42H25ZM49 43V42H48ZM68 43H69V41H68ZM71 43V42H70ZM73 43H74V41H73ZM116 43H117V40H116ZM126 43V42H125ZM174 43V42H173ZM196 43V42H195ZM208 43V42H207ZM254 43V44H255ZM38 44V43H37ZM88 44V43H87ZM128 44V43H127ZM132 44V43H131ZM142 44V43H141ZM149 44V43H148ZM154 44H156V43H154ZM158 44H160L161 45V43H158ZM171 44V43H170ZM190 44V43H189ZM194 44V43H193ZM212 44V43H211ZM225 44V43H224ZM5 45V44H4ZM24 45V44H23ZM60 45V44H59ZM75 45V44H74ZM73 45V46H74ZM91 45V44H90ZM129 45V44H128ZM143 45V44H142ZM147 45V44H146ZM169 45V44H168ZM167 45V46H168ZM192 45V44H191ZM209 45V44H208ZM214 45V44H213ZM227 45V44H226ZM250 45V44H249ZM26 46V45H25ZM67 46V45H66ZM112 46V45H111ZM194 46V45H193ZM193 46H191V47H193ZM211 46V45H210ZM242 46V45H241ZM243 46H244V44H243ZM254 46V45H253ZM28 47V46H27ZM53 47H55L54 45H53ZM109 47V46H108ZM116 47V46H115ZM120 47V46H119ZM124 47V46H123ZM145 48H146V46H144ZM149 47H152V46H150L149 45ZM161 47H163V45L161 46ZM166 47V46H165ZM189 47V46H188ZM1 48H2V45H1ZM8 48V47H7ZM16 48V47H15ZM59 48V47H58ZM75 48V47H74ZM81 48V47H80ZM86 48V47H85ZM88 48H89V45H88ZM111 48V47H110ZM133 48V47H132ZM140 48V47H139ZM154 48V47H153ZM152 48V49H153ZM171 48V47H170ZM173 48H175V47H172V49ZM183 48V47H182ZM186 48V47H185ZM190 48V47H189ZM228 48V47H227ZM226 48V49H227ZM20 49V48H19ZM78 49V48H77ZM84 49V48H83ZM94 49V48H93ZM120 49V48H119ZM118 49V50H119ZM160 49V48H159ZM166 49V48H165ZM191 49V48H190ZM211 49H212V47H211ZM210 49V50H211ZM241 49H243V48H241ZM247 49V48H246ZM252 49V48H251ZM254 49H255V47H254ZM7 50V49H6ZM12 50H13V48H12ZM22 50V49H21ZM29 50V49H28ZM46 50V49H45ZM44 50V51H45ZM56 50V49H55ZM74 50V49H73ZM86 50V49H85ZM91 50V49H90ZM128 50H129V48H128ZM134 50V49H133ZM161 50H163V49H161ZM161 50H159V51H161ZM207 50V49H206ZM214 50V49H213ZM244 50V49H243ZM242 50V51H243ZM253 50V49H252ZM257 50H258V48H257ZM78 51V50H77ZM103 51H105V50H103ZM132 51V50H131ZM135 51V50H134ZM149 51V50H148ZM176 51V50H175ZM193 51V50H192ZM193 51V52H194ZM240 51V50H239ZM251 51V50H250ZM10 52V51H9ZM53 52V51H52ZM60 52V51H59ZM92 52V51H91ZM95 52V51H94ZM93 52V53H94ZM100 52V51H99ZM107 52V51H106ZM110 52V51H109ZM147 52V51H146ZM188 52H189V50H188ZM190 52H191V50H190ZM210 52V51H209ZM211 52H213V51H211ZM216 52V51H215ZM222 52H223V50H222ZM221 52V53H222ZM241 52V51H240ZM261 52V51H260ZM258 53V52H256L255 53V58H257L258 56H260V58H258V59H261L260 61L262 62L263 60H264V57H262V56H264V51H262V53ZM15 53V52H14ZM108 53V52H107ZM106 53V54H107ZM113 53H115V52H113ZM124 53V52H123ZM150 53V52H149ZM179 53V52H178ZM192 53V52H191ZM196 53V52H195ZM205 53V52H204ZM203 53V54H204ZM220 53V52H219ZM219 53H218V55H219ZM227 53V52H226ZM225 53V54H226ZM253 53V52H252ZM0 54H2V52L0 53ZM25 54V53H24ZM48 54V53H47ZM74 54V53H73ZM86 54V53H85ZM96 54V53H95ZM103 54V53H102ZM105 53H104V55H106ZM118 54H120V53H118ZM144 54H145V51H144ZM157 54V53H156ZM177 54V53H176ZM206 54V53H205ZM211 54V53H210ZM240 54V53H239ZM242 54V53H241ZM240 54V55H241ZM254 54V53H253ZM252 54V55H253ZM39 55V54H38ZM54 55V54H53ZM104 55H102V57L104 56ZM111 55V54H110ZM109 55V56H110ZM158 55V54H157ZM168 55V54H167ZM186 55V54H185ZM208 55V54H207ZM214 55V54H213ZM212 55V56H213ZM228 55H229V53H228ZM239 55V56H240ZM243 55V54H242ZM3 56H5V55H3ZM2 56V57H3ZM36 56V55H35ZM65 56V55H64ZM75 56V55H74ZM116 56V55H115ZM121 56V55H120ZM129 56H131V55H129ZM135 56V55H134ZM175 56V55H174ZM177 56V55H176ZM187 56V55H186ZM199 56V55H198ZM205 56V55H204ZM209 57L208 58H210V55H208ZM248 56V55H247ZM101 57V56H100ZM114 57V56H113ZM117 57V56H116ZM122 57V56H121ZM133 57V56H132ZM185 57V56H184ZM192 57V56H191ZM194 57V56H193ZM202 57V56H201ZM201 57H199V58H201ZM214 57H215V55H214ZM220 57H221V55H220ZM244 57V56H243ZM5 58V57H4ZM21 58V57H20ZM37 58V57H36ZM59 58V57H58ZM61 58V57H60ZM66 58V57H65ZM69 58V57H68ZM86 58H88L87 56H86ZM110 58V57H109ZM108 58V59H109ZM156 58V57H155ZM158 58V57H157ZM199 58H198V60H199ZM213 58V57H212ZM250 58H252V57H250ZM49 59V58H48ZM105 59V58H104ZM116 59V58H115ZM118 59V58H117ZM120 59V58H119ZM118 59V60H119ZM179 59V58H178ZM195 59H196V57H195ZM202 59V58H201ZM211 59V58H210ZM231 59V58H230ZM246 59V58H245ZM10 60V59H9ZM13 60H14V58H13ZM38 60V59H37ZM68 60V59H67ZM84 60V59H83ZM100 60V59H99ZM130 60V59H129ZM154 60V59H153ZM160 60V59H159ZM171 60V59H170ZM175 60V59H174ZM193 60V59H192ZM191 60V61H192ZM205 60V59H204ZM225 60H226V58H225ZM238 60V59H237ZM243 60V59H242ZM29 61V60H28ZM31 61V60H30ZM36 61V60H35ZM78 61H80V60H78ZM90 61V60H89ZM101 61V60H100ZM105 61V60H104ZM108 61V60H107ZM106 61V62H107ZM140 61V60H139ZM196 61V60H195ZM228 61V60H227ZM239 61V60H238ZM246 61V60H245ZM6 62L7 61H5V64H6ZM38 62V61H37ZM93 62V61H92ZM109 62V61H108ZM121 62V61H120ZM128 62V61H127ZM153 62V61H152ZM170 62V61H169ZM198 62V61H197ZM219 62V61H218ZM10 63V62H9ZM85 63V62H84ZM100 63V62H99ZM102 63V62H101ZM126 63V62H125ZM188 63V62H187ZM196 63V62H195ZM203 63V62H202ZM205 63V62H204ZM214 63V62H213ZM225 63V62H224ZM240 63V62H239ZM246 63V62H245ZM256 63V62H255ZM254 62H252V64L254 65L253 67H252V69L250 70V75H251V77L250 76H247L246 77V79L247 80H245L246 82H244V83H242V84H240V85H238L236 88H234V90L232 89V91H233V93H235L234 95H236L237 97H239L241 100H240V102H243V104L245 105V109H247L245 112H243L244 114L243 115H241V113H240V116H238L237 117V115H236V117L233 119L234 120V125H233V127H232V131H231V133L228 135V134H226V137H223L222 136V133H221V137L222 138H220L217 142H222V144H223V148H225V149H228V152H227V157H228V159H227V157H226V159L225 160H227L226 161V164L224 165L225 167H232V168H235V171L234 172H236V171H241V172H243V173H248V175H250V176H259V178L258 179H260L261 181H263L264 182V68L262 69H258V67L256 66V64H255ZM53 64V63H52ZM104 64V63H103ZM115 64V63H114ZM121 64V63H120ZM131 63L129 62V65H130ZM162 64V63H161ZM211 64V63H210ZM218 64V63H217ZM244 64V63H243ZM251 64V65H252ZM10 65V64H9ZM22 65H23V63H22ZM68 65V64H67ZM134 65V64H133ZM160 65V64H159ZM163 65V64H162ZM161 65V66H162ZM177 65V64H176ZM191 65V64H190ZM209 65V64H208ZM228 65V64H227ZM227 65H225V66H227ZM251 65H250V67H251ZM29 66V65H28ZM63 66V65H62ZM80 66V65H79ZM127 66V65H126ZM135 66V65H134ZM157 66V65H156ZM178 66H179V64H178ZM185 66V65H184ZM188 66V65H187ZM197 66V65H196ZM230 66V65H229ZM14 67V66H13ZM21 67V66H20ZM23 67V66H22ZM54 67V66H53ZM73 67V66H72ZM82 67V66H81ZM98 67H100V66H98ZM103 67V66H102ZM112 67V66H111ZM155 67V66H154ZM167 67V66H166ZM177 67V66H176ZM190 67V66H189ZM203 67V66H202ZM217 67H219V66H217ZM9 68V67H8ZM33 68V67H32ZM50 68V67H49ZM56 68V67H55ZM70 68V67H69ZM79 68V67H78ZM88 68H90V67H88ZM132 68H133V66H132ZM179 68V67H178ZM224 68V67H223ZM226 68V67H225ZM229 68V67H228ZM2 69V68H1ZM13 69V68H12ZM51 69V68H50ZM62 69V68H61ZM158 69V68H157ZM192 69H193V67H192ZM218 69V68H217ZM240 69V68H239ZM246 69V68H245ZM24 70V69H23ZM33 70V69H32ZM79 70V69H78ZM92 70V69H91ZM178 70V69H177ZM185 70V69H184ZM201 70V69H200ZM204 70H205V68H204ZM221 70V69H220ZM219 70V71H220ZM224 70V69H223ZM1 71V70H0ZM52 71V70H51ZM73 71V70H72ZM75 71H76V69H75ZM97 71V70H96ZM112 71V70H111ZM122 71V70H121ZM132 71V70H131ZM167 71V70H166ZM174 71V70H173ZM186 71H187V69H186ZM241 71H243V70H241ZM129 72V71H128ZM133 72V71H132ZM159 72V71H158ZM169 72V71H168ZM205 72V71H204ZM211 72V71H210ZM244 72V71H243ZM258 72H260L259 74H261L262 73V76H259L258 75ZM2 73V72H1ZM46 73V72H45ZM53 73V72H52ZM70 73V72H69ZM79 73V72H78ZM94 73V72H93ZM155 73V72H154ZM156 73H157V70H156ZM183 73V72H182ZM222 73V72H221ZM226 73V72H225ZM12 74V73H11ZM38 74V73H37ZM57 74H58V72H57ZM62 74V73H61ZM99 74V73H98ZM126 74V73H125ZM211 74V73H210ZM64 75V74H63ZM72 75V74H71ZM103 75V74H102ZM168 75V74H167ZM202 75V74H201ZM224 75V74H223ZM242 75V74H241ZM244 75V74H243ZM247 75V74H246ZM3 76V75H2ZM9 76V75H8ZM79 76V75H78ZM89 76V75H88ZM134 76V75H133ZM160 76V75H159ZM158 76V78L160 79V77ZM211 76V75H210ZM217 76V75H216ZM228 76H229V74H228ZM18 77V76H17ZM80 77H82V75L80 76ZM109 77V76H108ZM134 77H136V76H134ZM139 77V76H138ZM137 77V79H139ZM146 77V76H145ZM188 77V76H187ZM190 77V76H189ZM188 77V78H189ZM208 77V76H207ZM9 78V77H8ZM23 78V77H22ZM30 78V77H29ZM105 78V77H104ZM120 78H123V77H121L120 76ZM143 78V77H142ZM169 78V77H168ZM210 78V77H209ZM212 78V77H211ZM225 78V77H224ZM237 78V77H236ZM1 79V78H0ZM36 79V78H35ZM34 79V80H35ZM40 79V78H39ZM70 79V78H69ZM79 79V78H78ZM83 79H85V78H83ZM181 79V78H180ZM218 79V78H217ZM226 80L228 79V78H225ZM224 79V80H225ZM230 79V78H229ZM235 79V78H234ZM4 80V79H3ZM31 80H32V78H31ZM33 80V81H34ZM44 80V79H43ZM53 80V79H52ZM61 80V79H60ZM81 80V79H80ZM123 80V79H122ZM168 80V79H167ZM166 80V81H167ZM182 80V79H181ZM206 80V79H205ZM18 81V80H17ZM27 81V80H26ZM38 81V80H37ZM85 81V80H84ZM103 81V80H102ZM129 81V80H128ZM189 81V80H188ZM192 81V80H191ZM218 81H219V79H218ZM23 82V81H22ZM25 82V81H24ZM42 82V81H41ZM70 82H72V81H70ZM135 82V81H134ZM139 82V81H138ZM137 82V83H138ZM150 82V81H149ZM149 82H147V83H149ZM153 82V81H152ZM155 82V81H154ZM175 82V81H174ZM174 82H172V84H174ZM178 82H180V81H178ZM178 82H176V83H178ZM229 82V81H228ZM2 83H3V81H2ZM5 83V82H4ZM9 83V82H8ZM28 83V82H27ZM59 83H60V81H59ZM74 83V82H73ZM72 83V84H73ZM102 83V82H101ZM118 83V82H117ZM116 83V84H117ZM142 83V82H141ZM146 83V82H145ZM159 83V82H158ZM157 83V84H158ZM168 84L170 83V82H167ZM167 83H162L163 85L164 84H167ZM175 83V84H176ZM182 83V82H181ZM181 83H179V84H181ZM0 84H1V82H0ZM20 84V83H19ZM19 84H18V86H19ZM22 84V83H21ZM26 84V83H25ZM51 84V83H50ZM50 84H48V86L50 85ZM53 85H54V83H52ZM119 84V83H118ZM149 84H151V83H149ZM153 84V83H152ZM151 84V85H152ZM155 84V83H154ZM162 84H160V86L162 85ZM196 84V83H195ZM202 84V83H201ZM204 84V83H203ZM208 84V83H207ZM230 84V83H229ZM4 85V84H3ZM33 85V84H32ZM102 85V84H101ZM141 85V84H140ZM146 86H147V84H145ZM150 85V86H151ZM199 85V84H198ZM220 85V84H219ZM1 86V85H0ZM29 86V85H28ZM40 86H42V85H40ZM47 86V87H48ZM55 86V85H54ZM133 86H135V85H133ZM137 86V85H136ZM142 86H144L143 84H142ZM141 86V87H142ZM156 86V85H155ZM155 86H151L152 88H154ZM165 86V85H164ZM162 87L163 89L165 88V87ZM169 86H170V84H169ZM182 86H184V85H182ZM201 86V85H200ZM203 86H205V85H203ZM214 86V85H213ZM33 87V86H32ZM31 87V88H32ZM36 87V86H35ZM59 87V86H58ZM69 87V86H68ZM73 87V86H72ZM83 87V86H82ZM100 87V86H99ZM112 87V86H111ZM115 87V86H114ZM121 87V86H120ZM167 87V86H166ZM190 87H192V86H190ZM222 87V86H221ZM8 88V87H7ZM11 88V87H10ZM26 88V87H25ZM30 88V87H29ZM28 88V89H29ZM55 88V87H54ZM104 88V87H103ZM134 88V87H133ZM140 88V87H139ZM159 88H161V87H159ZM206 88V87H205ZM224 88H228V87H224ZM58 89V88H57ZM112 89H113V87H112ZM126 89V88H125ZM128 89V88H127ZM137 89H138V87H137ZM147 89V88H146ZM155 89V88H154ZM153 89V90H154ZM157 89V88H156ZM171 89V88H170ZM192 89V88H191ZM228 89H231V88H228ZM227 89V90H228ZM1 90V89H0ZM12 90V89H11ZM21 90H23V89H21ZM20 90V91H21ZM27 90V89H26ZM37 90V89H36ZM129 90V89H128ZM167 90H169V89H167ZM198 90V89H197ZM194 91V92H199V90L198 91ZM209 90H211V89H209ZM216 90V89H215ZM215 90H214V92H215ZM225 90V89H224ZM223 90V91H224ZM12 91H14V89L12 90ZM11 91V92H12ZM19 91V90H18ZM135 91H136V88H135ZM138 91V90H137ZM171 91V90H170ZM173 91V90H172ZM175 91V90H174ZM192 91H193V89H192ZM201 91H203V90H201ZM222 91V90H221ZM221 91H219V92H221ZM226 91V90H225ZM224 91V92H225ZM8 92V91H7ZM25 92V91H24ZM61 92V91H60ZM78 92L80 93V91L78 90ZM119 92V91H118ZM140 92V91H139ZM166 92V91H165ZM179 92V91H178ZM204 92V91H203ZM202 92V93H203ZM206 92V91H205ZM208 92V91H207ZM211 92V91H210ZM14 93H16V92H14ZM33 93V92H32ZM129 93H131V92H129ZM132 93H134V92H132ZM143 93V92H142ZM173 93V92H172ZM172 93H170V94H172ZM177 93V92H176ZM183 93V92H182ZM187 93V92H186ZM193 93V92H192ZM218 93V92H217ZM17 94H18V92H17ZM19 94H21V93H19ZM22 94H24V93H22ZM47 94V93H46ZM77 94V93H76ZM188 94V93H187ZM203 94H205V93H203ZM210 94V93H209ZM219 94V93H218ZM228 94H230V93H228ZM227 94V95H228ZM31 95V94H30ZM57 95V94H56ZM66 95V94H65ZM82 95H83V93H82ZM177 95V94H176ZM180 95V94H179ZM192 95V94H191ZM193 95H194V93H193ZM196 95V94H195ZM207 95V94H206ZM211 95V94H210ZM4 96V95H3ZM21 96V95H20ZM69 96V95H68ZM89 96V95H88ZM200 96V95H199ZM202 96V95H201ZM212 96V95H211ZM216 96V95H215ZM226 96V95H225ZM235 96V97H236ZM1 97V96H0ZM13 97V96H12ZM34 97H37V96H34ZM57 98H58V96H56ZM75 97V96H74ZM163 97V96H162ZM165 98H163V99H166V96H164ZM170 97V96H169ZM176 97V96H175ZM180 97V96H179ZM190 97V96H189ZM206 97V96H205ZM227 97V96H226ZM231 97V96H230ZM4 98H5V96H4ZM10 98V97H9ZM8 98V99H9ZM39 98V97H38ZM37 98V99H38ZM44 98V97H43ZM51 98V97H50ZM56 98V99H57ZM68 98V97H67ZM72 98V97H71ZM82 98V97H81ZM88 98V97H87ZM104 99H105V97H103ZM177 98H178V96H177ZM199 98V97H198ZM204 98V97H203ZM212 98V97H211ZM218 98H221L220 96L218 97ZM234 98V97H233ZM233 98H232V100H233ZM2 99V98H1ZM13 99V98H12ZM22 99V98H21ZM21 99H19V101L21 100ZM36 99V98H35ZM35 99H34V101H35ZM37 99H36V101H37ZM47 99V98H46ZM73 99V98H72ZM76 99V98H75ZM107 99H108V97H107ZM170 99V98H169ZM191 99V98H190ZM192 99H194V98H192ZM223 99V98H222ZM225 100L226 99H228V98H224ZM6 100V99H5ZM18 100V99H17ZM31 100V99H30ZM71 100V99H70ZM82 100V99H81ZM103 100V99H102ZM106 100V99H105ZM205 100V99H204ZM210 100H212V99H210ZM1 101V100H0ZM10 101V100H9ZM29 101V100H28ZM34 101L32 102V103H34ZM46 101V100H45ZM50 101V100H49ZM72 101V100H71ZM74 101V100H73ZM79 101H80V99H79ZM83 101H85V100H83ZM88 101V100H87ZM171 101H172V99H171ZM170 100H169V102H171ZM174 101V100H173ZM196 101V100H195ZM206 101H207V99H206ZM215 101V100H214ZM220 101V100H219ZM227 101V100H226ZM238 101V100H237ZM8 102V101H7ZM11 102H13V101H11ZM10 102V103H11ZM14 102H15V99H14ZM41 102V101H40ZM54 102V101H53ZM68 102V101H67ZM81 102V101H80ZM89 102V101H88ZM106 102H108V101H106ZM179 102V101H178ZM187 102V101H186ZM189 102V101H188ZM198 102V101H197ZM197 102H195V103H197ZM221 102V101H220ZM233 102V101H232ZM9 103V102H8ZM25 103H27V102H25ZM24 103V104H25ZM30 103V102H29ZM36 103V102H35ZM54 103H56V102H54ZM59 103V102H58ZM71 103V102H70ZM78 103V102H77ZM76 103V104H77ZM104 103V102H103ZM173 103V102H172ZM176 103V102H175ZM218 103V102H217ZM224 103V102H223ZM222 103V104H223ZM2 104H4V102L2 103ZM39 104H41V103H39ZM44 104H48L47 102H45ZM88 104H90V102L88 103ZM180 104V103H179ZM185 104V103H184ZM1 105V104H0ZM11 105V104H10ZM13 105V104H12ZM38 105V104H37ZM61 105V104H60ZM67 105V104H66ZM170 105V104H169ZM174 105V104H173ZM182 105V104H181ZM225 105V104H224ZM233 105V104H232ZM235 105V104H234ZM242 105V104H241ZM5 106V105H4ZM16 106V105H15ZM22 106V105H21ZM26 106V105H25ZM32 106H33V104H32ZM40 106V105H39ZM45 106H47V105H45ZM50 106V105H49ZM184 106V105H183ZM193 106H194V104H193ZM223 106V105H222ZM226 106V105H225ZM22 107H24V106H22ZM43 107H44V105H43ZM48 107V106H47ZM51 107V106H50ZM173 107V106H172ZM180 107H182V106H180ZM189 107V106H188ZM191 107V106H190ZM197 107V106H196ZM202 107H204V106H202ZM27 108V107H26ZM45 108V107H44ZM49 108V107H48ZM176 108V107H175ZM179 108V107H178ZM185 108V107H184ZM193 108V107H192ZM198 108V107H197ZM220 108V107H219ZM47 109V108H46ZM162 109V108H161ZM189 109V108H188ZM187 109V110H188ZM209 109V108H208ZM68 110V109H67ZM190 110H192V109H190ZM199 110V109H198ZM227 110H229V109H227ZM37 111V110H36ZM61 111H63V110H61ZM163 111V110H162ZM193 111V110H192ZM214 111V110H213ZM217 111V110H216ZM222 111V110H221ZM224 111V110H223ZM233 111H234V109H233ZM238 111V110H237ZM52 112V111H51ZM103 112V111H102ZM165 112V111H164ZM175 112H176V110H175ZM199 112V111H198ZM232 111L230 110V113H231ZM241 112V111H240ZM27 113V112H26ZM29 113H30V111H29ZM29 113H27V114H29ZM34 113V112H33ZM39 113V112H38ZM65 113V112H64ZM69 113V112H68ZM135 113V112H134ZM182 113V112H181ZM189 113H192V112H189ZM188 113V114H189ZM211 113V112H210ZM220 113V112H219ZM76 114V113H75ZM106 114V113H105ZM172 114H175V113H172ZM196 114V113H195ZM217 114V113H216ZM233 114V113H232ZM37 115V114H36ZM41 115V114H40ZM48 115V114H47ZM194 115V114H193ZM201 115V114H200ZM208 115V114H207ZM222 115V114H221ZM225 115V114H224ZM229 115V114H228ZM60 116V115H59ZM77 116V115H76ZM88 116V115H87ZM86 116V117H87ZM175 116V115H174ZM186 116H187V113H186ZM189 116V115H188ZM106 117V116H105ZM144 117V116H143ZM177 117V116H176ZM181 117V116H180ZM182 117H184V116H182ZM198 117H200L199 115H198ZM213 117V116H212ZM211 117V118H212ZM224 117V116H223ZM102 118V117H101ZM108 118V117H107ZM109 118H111V117H109ZM108 118V119H109ZM118 118V117H117ZM179 117H177V119H178ZM204 118V117H203ZM209 118H210V116H209ZM208 118V119H209ZM231 118V117H230ZM60 119H61V117H60ZM73 119V118H72ZM91 119V118H90ZM172 119V118H171ZM187 119V118H186ZM193 119H194V117H193ZM204 119H206V118H204ZM203 119V120H204ZM226 119V118H225ZM228 119V118H227ZM232 119V118H231ZM174 120H175V117H174ZM207 120V119H206ZM213 120H215V119H213ZM219 120V119H218ZM106 121V120H105ZM172 121V120H171ZM188 121V120H187ZM193 121V120H192ZM220 121V120H219ZM181 122V121H180ZM202 122H204V121H202ZM208 122H210V121H208ZM212 122V121H211ZM216 122V121H215ZM68 123H70V122H68ZM115 123V122H114ZM177 123V122H176ZM185 123V122H184ZM206 123V122H205ZM224 123V122H223ZM105 124V123H104ZM181 125L183 124V123H180ZM190 124H192V123H190ZM209 124V123H208ZM219 124V123H218ZM17 125V124H16ZM109 125V124H108ZM193 125V124H192ZM196 125V124H195ZM228 125V124H227ZM99 126V125H98ZM123 126V125H122ZM160 126V125H159ZM207 126H209V125H207ZM223 126V125H222ZM203 127H206V126H203ZM210 127H211V124H210ZM209 127V128H210ZM214 127V126H213ZM184 128H185V126H184ZM196 128V127H195ZM217 128L218 127H216V130H217ZM101 129V128H100ZM114 129H116V127L114 128ZM181 129V128H180ZM183 129V128H182ZM181 129V130H182ZM207 129V128H206ZM210 129H212V128H210ZM97 130V129H96ZM175 130H177V128L175 129ZM186 130V129H185ZM214 130H215V127H214ZM229 130V129H228ZM207 131V130H206ZM110 132V131H109ZM123 132V131H122ZM129 132V131H128ZM127 132V133H128ZM182 132V131H181ZM188 132V131H187ZM186 132V133H187ZM191 132V131H190ZM221 132V131H220ZM185 133V132H184ZM195 133V132H194ZM210 133V132H209ZM215 133H217V131L215 132ZM118 134V133H117ZM149 134V133H148ZM196 134V133H195ZM122 135V134H121ZM129 135V134H128ZM132 135V134H131ZM172 135V134H171ZM177 135H178V133H177ZM200 135H202V134H200ZM200 135H198V136H200ZM228 135V136H227ZM56 136V135H55ZM183 136V135H182ZM186 136V135H185ZM198 136L196 137V139L198 138ZM210 136V135H209ZM175 138H176V136H174ZM207 137V136H206ZM218 137V136H217ZM41 138V137H40ZM55 138V137H54ZM127 138V137H126ZM184 138V137H183ZM190 138V137H189ZM172 139H174V138H172ZM187 139V138H186ZM191 139H193V138H191ZM201 139H202V137H201ZM204 139V138H203ZM39 140V139H38ZM195 140V139H194ZM9 141V140H8ZM180 141V140H179ZM189 141V140H188ZM200 142H201V140H200ZM216 142V143H217ZM158 143V142H157ZM181 143V142H180ZM192 143V142H191ZM195 143V142H194ZM206 143V142H205ZM110 144V143H109ZM200 144H202V143H200ZM209 144V143H208ZM221 143H220V145H222ZM112 145V144H111ZM138 145V144H137ZM204 145V144H203ZM207 145V144H206ZM205 145V146H206ZM210 145V144H209ZM209 145H207L208 147H209ZM214 145V144H213ZM161 146V145H160ZM178 146V145H177ZM193 146V145H192ZM216 146V145H215ZM119 147V146H118ZM136 147V146H135ZM194 147V146H193ZM199 147V146H198ZM212 146H210L209 148H211ZM222 147V146H221ZM38 148V147H37ZM133 148H134V146H133ZM216 148V147H215ZM141 149V148H140ZM202 149V148H201ZM93 150V149H92ZM211 150H213L214 151V149H211ZM9 151H11V150H9ZM117 151V150H116ZM132 151V150H131ZM205 151H207V150H205ZM204 151V152H205ZM212 151V152H213ZM220 151V150H219ZM218 151V152H219ZM36 152V151H35ZM123 152V151H122ZM200 152V151H199ZM218 152H216V154L218 153ZM223 151H220L219 153H222ZM6 153V152H5ZM121 153V152H120ZM195 153H196V150H195ZM219 153H218V155H219ZM188 154V153H187ZM204 154V153H203ZM212 154V153H211ZM12 155V154H11ZM129 155V154H128ZM153 155V154H152ZM217 155V156H218ZM221 155V154H220ZM145 156V155H144ZM199 156V155H198ZM201 156V155H200ZM206 156V155H205ZM208 156V155H207ZM9 157V156H8ZM137 157V156H136ZM139 157V156H138ZM141 157V156H140ZM192 157V156H191ZM209 157V156H208ZM211 157V156H210ZM221 157H222V155H221ZM197 158V157H196ZM212 158V157H211ZM194 159V158H193ZM219 159V158H218ZM202 160V159H201ZM217 160V159H216ZM1 161V160H0ZM8 161V160H7ZM151 161V160H150ZM2 162V161H1ZM0 162V163H1ZM6 162V161H5ZM4 162V163H5ZM29 162V161H28ZM203 162V161H202ZM3 163V162H2ZM198 163V162H197ZM214 163V162H213ZM224 163V162H223ZM151 164V163H150ZM166 164V163H165ZM201 164V163H200ZM207 164V163H206ZM23 165V164H22ZM155 165H157V164H155ZM189 165V164H188ZM203 165H205V164H203ZM223 165V164H222ZM168 166V165H167ZM5 166H2V168H4ZM10 167V166H9ZM204 167V166H203ZM210 167V166H209ZM1 168V169H2ZM125 168V167H124ZM207 168V167H206ZM216 168H218V167H216ZM7 169H9V168H7ZM33 169V168H32ZM56 169V168H55ZM159 169V168H158ZM237 169V170H236ZM15 170V169H14ZM13 170V171H14ZM123 170H125V169H123ZM145 170V169H144ZM226 171H227V169H225ZM12 171V170H11ZM20 171V170H19ZM85 171V170H84ZM146 171V170H145ZM169 171H170V169H169ZM225 171V172H226ZM2 172V171H1ZM3 172H5V171H3ZM67 172H69V171H67ZM98 172V171H97ZM179 172V171H178ZM177 172V173H178ZM219 172V171H218ZM233 172V173H234ZM12 173V172H11ZM62 173V172H61ZM65 173V172H64ZM122 173V172H121ZM159 173V172H158ZM166 173V172H165ZM174 173V172H173ZM181 173V172H180ZM217 173V172H216ZM223 173H224V171H223ZM7 174V173H6ZM5 174V175H6ZM34 174V173H33ZM226 174V173H225ZM228 174V173H227ZM237 173H235V175H236ZM137 175V174H136ZM208 175V174H207ZM214 175V174H213ZM218 177L217 178H219V175L218 174H216ZM221 175V174H220ZM4 176V175H3ZM9 176V175H8ZM78 176V175H77ZM154 176V175H153ZM212 176V175H211ZM247 176V175H246ZM5 177V176H4ZM19 177V176H18ZM73 177V176H72ZM122 177V176H121ZM181 177V176H180ZM185 177V176H184ZM209 177V176H208ZM214 177V176H213ZM216 177V176H215ZM227 177H228V175H227ZM231 177V176H230ZM237 177H238V175H237ZM245 177V176H244ZM11 178V177H10ZM42 178V177H41ZM95 178V177H94ZM174 178V177H173ZM205 178V177H204ZM6 179V178H5ZM17 179V178H16ZM19 179V178H18ZM61 179V178H60ZM96 179H97V177H96ZM158 179V178H157ZM224 179H225V176H224ZM227 179V178H226ZM240 179V178H239ZM245 179V178H244ZM7 180H8V177H7ZM26 180V179H25ZM77 180V179H76ZM95 180V179H94ZM203 180H205V179H203ZM210 180V179H209ZM219 180V179H218ZM221 180H222V178H221ZM245 180H247V179H245ZM10 181V180H9ZM75 181V180H74ZM238 181V180H237ZM5 182H6V180H5ZM23 182V181H22ZM51 181H49V183H50ZM60 182V181H59ZM59 182H58V184H59ZM87 182V181H86ZM148 182V181H147ZM197 182V181H196ZM202 182V181H201ZM200 182V183H201ZM207 182V181H206ZM211 182H213V180L211 181ZM215 182H217V181H215ZM252 182V181H251ZM78 183V182H77ZM166 183V182H165ZM224 183H226V182H224ZM233 183V182H232ZM235 183V182H234ZM254 183V182H253ZM20 184V183H19ZM18 184V185H19ZM64 184V183H63ZM67 184V183H66ZM160 184V183H159ZM204 184H206L205 182H204ZM227 184V183H226ZM237 184V183H236ZM32 185V184H31ZM48 185V184H47ZM77 185V184H76ZM83 185V184H82ZM167 185V184H166ZM198 185H200V184H198ZM209 185V184H208ZM225 185V184H224ZM235 185V184H234ZM240 185V184H239ZM259 185H260V183H259ZM26 186H27V184H26ZM53 186V185H52ZM61 186H62V184H61ZM215 186V185H214ZM221 186H222V184H221ZM232 186V185H231ZM258 186V185H257ZM260 186H262V185H260ZM22 187H24V186H22ZM37 187V186H36ZM64 187H65V185H64ZM237 187V186H236ZM242 187V186H241ZM245 187V186H244ZM40 188H42V187H40ZM56 188V187H55ZM61 188H63V187H61ZM60 188V189H61ZM105 188V187H104ZM152 188V187H151ZM211 188H212V186H211ZM220 188V187H219ZM253 188V187H252ZM255 188V187H254ZM257 188V187H256ZM260 188H262V187H260ZM259 188V189H260ZM264 188V187H263ZM262 188V189H263ZM50 189H53V188H51L50 187ZM58 189V188H57ZM68 189V188H67ZM93 189V188H92ZM202 189V188H201ZM205 189V188H204ZM222 189V188H221ZM245 189H246V187H245ZM42 191H44L43 189H41ZM46 190V189H45ZM48 190V189H47ZM46 190V191H47ZM185 190V189H184ZM203 190V189H202ZM209 190V189H208ZM225 190V189H224ZM235 190V189H234ZM75 191V190H74ZM73 191V192H74ZM210 191V190H209ZM236 192H233V190L231 189V191L230 192H228L229 193V195H228V197H229V200L231 201V199H230V197L232 196V200H233V202H234V205L235 206H233L234 208H233V212L231 213V216H230V220L231 219H236V220H239V219H241V216H242V213L245 211V209H247L246 208V206H247V203L248 202H250L249 200H251V199H253V198H255L256 196L255 195H257L255 192L254 193H251V192H248L247 190L245 191V192H242V190L241 189H239L238 187L236 188V190H235ZM252 191V190H251ZM258 191V190H257ZM263 191V190H262ZM1 192V191H0ZM72 192V193H73ZM202 192V191H201ZM216 192H218V191H216ZM223 192V191H222ZM48 193V192H47ZM55 193H57V192H55ZM54 193V194H55ZM70 193V192H69ZM130 193V192H129ZM187 193V192H186ZM203 193H204V191H203ZM213 193V192H212ZM50 194V193H49ZM61 194V193H60ZM62 194H65V193H62ZM74 194V193H73ZM198 194V193H197ZM211 194V193H210ZM214 194V193H213ZM52 195V194H51ZM57 195V194H56ZM55 195V197H57ZM66 195V194H65ZM70 195H72V194H70ZM131 195V194H130ZM153 195V194H152ZM180 195V194H179ZM219 195V194H218ZM222 195V194H221ZM226 195V194H225ZM67 196V195H66ZM200 196H201V194H200ZM206 196V195H205ZM207 196H209V194L207 195ZM216 196V195H215ZM227 196V195H226ZM249 196H251L250 198H248ZM264 196V195H263ZM58 197H59V195H58ZM70 197V196H69ZM213 197V196H212ZM217 197V196H216ZM219 197H220V195H219ZM262 196H260V198H261ZM163 198V197H162ZM179 198V197H178ZM210 198V197H209ZM64 199V198H63ZM69 199V198H68ZM161 199V198H160ZM177 199V198H176ZM216 199V198H215ZM218 199V198H217ZM256 199V198H255ZM61 200V199H60ZM77 200V199H76ZM196 200V199H195ZM203 200V199H202ZM219 200V199H218ZM217 200V201H218ZM259 200V199H258ZM66 201V200H65ZM72 201V200H71ZM210 201V200H209ZM212 201H213V199H212ZM227 201V200H226ZM256 201V200H255ZM262 201V200H261ZM68 202V201H67ZM205 202V201H204ZM228 202V201H227ZM9 203V202H8ZM74 203V202H73ZM213 203V202H212ZM217 203H220L219 201L217 202ZM226 203V202H225ZM264 203V202H263ZM203 204V203H202ZM211 204V203H210ZM221 204H222V201H221ZM173 205H174V202H173ZM204 205V204H203ZM233 205V204H232ZM264 205V204H263ZM7 206H11V205H7ZM198 206H200V205H198ZM226 206V205H225ZM2 207V206H1ZM60 207V206H59ZM89 207V206H88ZM204 207V206H203ZM230 207V206H229ZM247 207H249V206H247ZM262 207V206H261ZM10 208V207H9ZM226 208V207H225ZM255 208V207H254ZM216 209V208H215ZM251 209V208H250ZM109 210V209H108ZM137 210V209H136ZM195 210V209H194ZM204 210V209H203ZM230 210V209H229ZM10 211V210H9ZM8 211V212H9ZM47 211V210H46ZM144 211V210H143ZM209 211V210H208ZM218 211V210H217ZM232 211V210H231ZM257 211V210H256ZM3 212V211H2ZM34 212H36V211H34ZM49 212V211H48ZM62 212V211H61ZM105 212H106V210H105ZM118 212V211H117ZM214 212V211H213ZM212 212V213H213ZM221 215H223L224 214V210H222L221 208H220V210L218 211ZM6 213V212H5ZM33 213V212H32ZM108 213H110L109 211H108ZM115 213V212H114ZM159 213V212H158ZM162 213V212H161ZM167 213V212H166ZM169 213V212H168ZM216 213V212H215ZM252 213V212H251ZM4 214V213H3ZM12 214V213H11ZM30 214V213H29ZM34 214V213H33ZM37 214H39V215H41V213H37ZM43 214V213H42ZM48 215H49V213H47ZM51 214V213H50ZM90 214V213H89ZM106 214H107V212H106ZM123 214V213H122ZM132 214V213H131ZM136 214V213H135ZM156 214V213H155ZM171 214V213H170ZM169 214V215H170ZM194 214V213H193ZM198 214V213H197ZM244 214V213H243ZM32 215V214H31ZM46 215V214H45ZM65 215V214H64ZM113 215V214H112ZM133 215V214H132ZM131 215V216H132ZM166 215H168V214H166ZM202 215V214H201ZM227 215V214H226ZM257 215L260 217H258L259 219H258V222H256L255 224L256 225H258V227H259V225L260 224H263L264 225V208L263 209H259L258 210V213H257ZM1 216V215H0ZM22 216V215H21ZM20 216V217H21ZM28 216V215H27ZM30 216V215H29ZM43 216V215H42ZM85 216V215H84ZM88 216V215H87ZM110 216H111V214H110ZM116 216V215H115ZM129 216V215H128ZM137 216H139V213L137 214ZM137 216H136V218H137ZM142 216V215H141ZM148 216V215H147ZM162 216H163V214H162ZM160 217V214L159 215H150V219L151 220H154V221H156V222H158V224H161L162 226L163 225H165V224H174L175 223V221L173 220V219H171V218H169V217ZM206 216V215H205ZM209 216V215H208ZM218 216V215H217ZM220 216V215H219ZM244 216V215H243ZM248 216V215H247ZM3 217H5V216H3ZM2 217V218H3ZM19 217V216H18ZM23 217V216H22ZM34 217V216H33ZM36 214H35V217L33 218L34 220H36ZM39 217V216H38ZM43 217H45V216H43ZM47 217V216H46ZM53 217V216H52ZM66 217H67V215H66ZM72 217V216H71ZM107 217H108V215H107ZM118 217V216H117ZM120 217H121V215H120ZM132 217H135V216H132ZM140 217V216H139ZM171 217V216H170ZM229 217V216H228ZM249 217V216H248ZM255 217V216H254ZM253 217V218H254ZM12 218V217H11ZM28 218V217H27ZM26 218V219H27ZM51 218V217H50ZM49 218V219H50ZM59 218V217H58ZM74 218V217H73ZM80 218V217H79ZM93 218V217H92ZM116 218V217H115ZM122 218H124V217H122ZM148 218V217H147ZM173 218V217H172ZM188 218V217H187ZM218 218V217H217ZM245 218V217H244ZM252 218V217H251ZM16 219V218H15ZM25 219V218H24ZM25 219V220H26ZM33 219H31L32 221H34ZM41 219H42V217H41ZM46 219V218H45ZM48 219V220H49ZM52 219V218H51ZM50 219V220H51ZM55 219V218H54ZM83 219V218H82ZM109 219V218H108ZM118 219H119V217H118ZM132 219V218H131ZM145 219H146V217H145ZM193 219H195V218H193ZM204 219H205V217H204ZM228 219V218H227ZM9 220V219H8ZM11 221H12V219H10ZM17 220V219H16ZM19 220H21L20 218H19ZM58 220V219H57ZM56 220V221H57ZM69 220V219H68ZM87 220V219H86ZM93 220V219H92ZM92 220H91V222H92ZM98 220H101V218L100 219H98ZM105 219L103 218V221H104ZM124 220V219H123ZM213 220H215V218L213 219ZM217 220V219H216ZM221 220V219H220ZM3 221V220H2ZM45 221V220H44ZM54 221V220H53ZM61 221V220H60ZM59 221V222H60ZM66 221V220H65ZM64 221V222H65ZM94 221V220H93ZM108 221V220H107ZM118 221V220H117ZM126 221H128V220H126ZM130 221V220H129ZM142 221H144V219L142 220ZM255 221V220H254ZM257 221V220H256ZM20 222H23V220L22 221H20ZM25 222V221H24ZM27 222H28V220H27ZM26 222V223H27ZM35 223H36V221H34ZM47 222V221H46ZM69 222V221H68ZM78 222V221H77ZM85 222V221H84ZM87 222V221H86ZM149 222H150V220H149ZM148 222V223H149ZM183 222V221H182ZM188 222V221H187ZM196 222V221H195ZM235 222V221H234ZM245 222V221H244ZM0 223H1V221H0ZM4 223V222H3ZM29 223H31V222H29ZM28 223V224H29ZM41 223H43V222H41ZM48 223V222H47ZM52 223H54V222H52ZM52 223H50L51 225H52ZM70 223H72V222H69V225H70ZM94 223H96L95 221H94ZM98 223H101V222H99L98 221ZM137 223H139V222H137ZM152 223H154V222H152ZM190 223V222H189ZM191 223H192V221H191ZM194 223V222H193ZM8 224V223H7ZM6 224V225H7ZM14 224V223H13ZM21 224V223H20ZM25 223H23V225H24ZM28 224H27V226H28ZM33 224V223H32ZM60 224V223H59ZM58 224V225H59ZM64 224H66V223H64ZM129 224V223H128ZM131 224V223H130ZM147 224V223H146ZM145 224V225H146ZM157 224V223H156ZM178 224V223H177ZM182 224V223H181ZM180 224V225H181ZM234 224V223H233ZM236 224V223H235ZM38 225H40L39 223H38ZM44 224H42V226H43ZM47 225V224H46ZM72 225H75V222H74V224H72ZM78 225V224H77ZM87 225V224H86ZM89 225H91V224H89ZM93 225V224H92ZM91 225V226H92ZM135 225H136V223H135ZM134 225V226H135ZM153 225V224H152ZM244 225V224H243ZM251 225V224H250ZM16 226V225H15ZM34 226V225H33ZM45 226V225H44ZM43 226V227H44ZM60 226H61V224H60ZM64 226V225H63ZM66 226V225H65ZM85 226V225H84ZM91 226H89V227H91ZM142 226V225H141ZM154 226V225H153ZM182 226V225H181ZM183 226H184V223H183ZM192 226V225H191ZM220 226H221V224H220ZM230 226V225H229ZM228 226V227H229ZM236 226H238V225H236ZM241 226H242V224H241ZM11 227V226H10ZM18 227V226H17ZM20 227V226H19ZM24 227V226H23ZM35 227V226H34ZM37 227V226H36ZM35 227V228H36ZM46 227H48V226H46ZM50 227V226H49ZM53 227H55V225L53 226ZM57 227H59V226H57ZM57 227H55V228H57ZM73 227V226H72ZM79 227V226H78ZM81 227V226H80ZM151 227V226H150ZM166 227V226H165ZM167 227H169V226H167ZM172 227V226H171ZM171 227H169V228H171ZM193 227V226H192ZM232 227V226H231ZM231 227H230V229H231ZM244 227V226H243ZM52 228V227H51ZM70 228H71V225H70ZM69 228V229H70ZM84 228V227H83ZM92 228V230H94V227L92 226L91 227ZM139 228V227H138ZM160 228V227H159ZM158 228V229H159ZM179 228H180V226H179ZM226 228V227H225ZM239 228V227H238ZM245 228V227H244ZM247 228V227H246ZM263 228V227H262ZM32 229V228H31ZM40 229V228H39ZM43 229V228H42ZM45 229V228H44ZM48 229V228H47ZM61 229V228H60ZM60 229L58 230L59 232H60ZM71 229H73V228H71ZM76 229V228H75ZM80 229V228H79ZM78 229V230H79ZM88 229V228H87ZM140 229V228H139ZM166 229V228H165ZM173 229V228H172ZM228 229V228H227ZM226 229V230H227ZM241 229H243V228H241ZM253 229V228H252ZM25 230V229H24ZM41 230V229H40ZM40 230L38 231V230H36V231H38V232H40ZM52 230H54V228L52 229ZM81 230V229H80ZM79 230V231H80ZM85 230V229H84ZM92 230H90V231H92ZM103 230V229H102ZM134 230V229H133ZM141 230V229H140ZM168 230V229H167ZM166 230V231H167ZM181 230V229H180ZM190 230V229H189ZM193 230V229H192ZM212 230V229H211ZM221 230V229H220ZM223 230H225V229H223ZM234 230V229H233ZM235 230H237V229H235ZM240 230V229H239ZM243 230H245V229H243ZM249 229H247V231H248ZM257 230V229H256ZM261 230V229H260ZM1 231V230H0ZM30 231V230H29ZM29 231L27 232V233H29ZM46 231V230H45ZM67 230H65L64 232H66ZM97 234H100V232H98L97 230H94ZM104 231V230H103ZM124 231V230H123ZM188 231V230H187ZM210 231V230H209ZM213 231V230H212ZM211 231V232H212ZM246 231V230H245ZM3 232H5V231H3ZM15 232V231H14ZM20 232H22V231H20ZM25 232V231H24ZM38 232H35V233H38ZM42 232V231H41ZM40 232V233H41ZM54 232H56V229H55V231ZM88 232V231H87ZM138 232H139V230H138ZM145 232V231H144ZM143 232V233H144ZM165 232V231H164ZM168 232V231H167ZM193 232V231H192ZM208 232V231H207ZM216 232V231H215ZM218 232V231H217ZM217 232H216V234H213V233H210V232H208V234H207V239L205 238V239H203V240H205L204 242V244L206 245V253H207V261H206V263L205 264H258L257 262H258V260H260L261 259V252L263 251V248H264V236L262 237V238H259L258 240H254L256 237L254 236V235H252V236H254L253 238L254 239H248V240H246V239H244L243 238V240H240V242H236V241H231L232 239H230V241L228 240H223V239H221V238H218V234H217ZM224 232V231H223ZM226 232V231H225ZM261 232V231H260ZM260 232L259 233H257L258 235H260ZM18 233V232H17ZM34 233V234H35ZM39 233V234H40ZM43 233V232H42ZM41 233V234H42ZM58 233V232H57ZM62 233V232H61ZM131 233V232H130ZM152 233V232H151ZM173 233V232H172ZM203 233V232H202ZM230 233H231V231H230ZM240 233V232H239ZM2 234V233H1ZM41 234H40V236H41ZM45 233H43V235H44ZM49 234V233H48ZM51 234V233H50ZM69 234H70V232H69ZM92 234V233H91ZM107 234V233H106ZM116 234H118V233H116ZM138 234V233H137ZM157 234V233H156ZM178 234H179V232H178ZM190 234H191V232H190ZM206 234V233H205ZM220 234V233H219ZM234 234V233H233ZM236 234V233H235ZM234 234V235H235ZM255 234H256V232H255ZM256 234V235H257ZM16 235V234H15ZM15 235H14V237H15ZM18 235H21V234H18ZM17 235V236H18ZM25 235V234H24ZM29 235V234H28ZM31 235H33V233L31 234ZM37 235V234H36ZM42 235V236H43ZM47 235V234H46ZM52 235V234H51ZM56 235H58V234H56ZM63 235H64V233H63ZM86 235H88V234H86ZM131 235V234H130ZM133 235V234H132ZM148 235H151V234H148ZM155 235V234H154ZM153 235V236H154ZM162 235H164V233H162ZM169 235V234H168ZM175 235V234H174ZM180 235V234H179ZM182 235V234H181ZM183 235H184V233H183ZM192 235V234H191ZM195 235V234H194ZM225 235H226V233H225ZM233 235V236H234ZM1 236V235H0ZM26 236V235H25ZM30 236V235H29ZM41 236V237H42ZM48 236V235H47ZM85 236V235H84ZM106 236V235H105ZM104 235L103 236H100V238H98L99 240L100 239H102L103 240V242H101L100 241V244L102 243V244H104V246L106 247V249L108 250V254H110L111 256L113 255V253L116 251V252H118L117 250H116V248L117 247H119L120 245V239H118V238H116V239H118V240H115V241H111V242H109L108 240H109V238H108V240L107 241H105L104 240V238H106ZM108 236V235H107ZM111 236V235H110ZM124 236V235H123ZM185 236V235H184ZM200 236H201V234H200ZM203 236V235H202ZM205 236V235H204ZM204 236H203V238H204ZM220 236V235H219ZM244 236V235H243ZM246 236V235H245ZM262 236V235H261ZM10 238H11V236H9ZM20 237V236H19ZM31 237V236H30ZM33 237H35V235L33 236ZM32 237V238H33ZM37 237V236H36ZM35 237V238H36ZM46 237V236H45ZM53 237V236H52ZM59 237V236H58ZM61 237V236H60ZM66 237V236H65ZM65 237H62L61 239L64 241V238ZM87 237V236H86ZM94 237V236H93ZM117 237H119V235L117 236ZM121 237V236H120ZM149 237V236H148ZM159 237H160V235H159ZM166 237V236H165ZM168 237V236H167ZM171 237V236H170ZM198 237V236H197ZM224 237V236H223ZM241 237V236H240ZM240 237H238V238H240ZM250 237H251V235H250ZM5 238H7L6 236H5ZM47 238V240H45V242H38V243H36V240H35V242H33V244L35 243V244H37L36 246H34V247H40V248H42L43 249V251H46V250H51V249H48V247H50V244H49V241L51 240V238H49V240H48V237H46ZM45 238V239H46ZM89 238V237H88ZM122 238V237H121ZM137 238V237H136ZM146 238V237H145ZM189 238V237H188ZM247 238V237H246ZM3 239V238H2ZM17 239H18V237H17ZM60 239V241H62ZM82 239H84L83 237H82ZM93 239H95V237L93 238ZM112 239V238H111ZM148 239V238H147ZM154 239V238H153ZM161 239H162V237H161ZM234 239V238H233ZM14 240H15V238H14ZM21 240H23V239H20V241ZM127 240V239H126ZM134 240V239H133ZM139 240V239H138ZM149 240V239H148ZM147 240V241H148ZM167 240V239H166ZM170 240H171V238H170ZM177 240H178V237H177V239H176V242H177ZM198 240V239H197ZM196 240V241H197ZM1 241V240H0ZM9 241V240H8ZM7 241V242H8ZM12 241V240H11ZM42 241H44V240H42ZM57 241V240H56ZM83 241V240H82ZM87 241V240H86ZM91 241V240H90ZM92 241H94V240H92ZM128 241H131V240H128ZM174 241V240H173ZM2 242H3V240H2ZM53 242V241H52ZM84 242V241H83ZM143 242H145V241H143ZM152 242H153V240H152ZM158 242V241H157ZM162 242H163V240H162ZM180 242V241H179ZM181 242H182V239H181ZM188 242V241H187ZM193 242V241H192ZM199 241H197V243H198ZM29 243H31V242H29ZM57 243V242H56ZM63 243V242H62ZM122 243V242H121ZM146 243V242H145ZM144 243V244H145ZM147 243H149V241L147 242ZM185 243V242H184ZM200 243V242H199ZM202 243V242H201ZM16 244V243H15ZM89 244H90V242H89ZM95 244V243H94ZM99 244V243H98ZM136 244V243H135ZM157 244V243H156ZM159 244V243H158ZM164 244H166V243H164ZM173 244V243H172ZM192 244V243H191ZM195 244V243H194ZM193 244V245H194ZM32 245V244H31ZM56 245H58V243L56 244ZM78 245H79V243H78ZM80 245H81V243H80ZM79 245V246H80ZM84 245H85V243H84ZM117 245H119V246H117ZM140 245H142L141 243H140ZM148 244H146V246H147ZM151 245V244H150ZM161 245V244H160ZM167 246H168V242H167V244H166ZM183 245H185V244H183ZM197 245V244H196ZM201 245V244H200ZM10 246V245H9ZM12 246V245H11ZM10 246V247H11ZM21 246V245H20ZM59 246V245H58ZM60 246H62L61 244H60ZM69 246V245H68ZM88 246V245H87ZM90 246V245H89ZM89 246H88V248H89ZM96 246V245H95ZM100 246V245H99ZM117 246V247H116ZM158 246V245H157ZM176 246V245H175ZM195 246V245H194ZM5 247V246H4ZM54 247H56V246H53V248ZM81 247V246H80ZM169 247H171L170 246V244H169ZM168 247V248H169ZM177 247H178V245H177ZM186 247H187V245H186ZM205 247V246H204ZM22 248V247H21ZM31 248H33V247H31ZM51 248V247H50ZM60 248V247H59ZM62 248H64V247H62ZM61 248V249H62ZM65 248H67V247H65ZM65 248L64 249H62V250H64L65 251ZM99 248V247H98ZM100 248H101V246H100ZM156 248V247H155ZM167 248V247H166ZM173 248V247H172ZM188 248V247H187ZM193 248V247H192ZM191 248V249H192ZM24 249V248H23ZM61 249H60V251H61ZM87 249V248H86ZM86 249H84V250H86ZM90 249V248H89ZM88 249V250H89ZM217 249H226V250H229V251H227L226 253L225 252H222L221 250L220 251H217ZM3 250V249H2ZM33 250V253L36 251L35 249H32ZM31 250V251H32ZM35 250V251H34ZM38 251V253L39 252H41L42 253V251H39L40 249H37ZM56 250V249H55ZM54 250V251H55ZM66 250H68V249H66ZM81 250V253H82V250L83 249H80ZM87 250V251H88ZM102 250V249H101ZM152 250V249H151ZM155 250V249H154ZM159 250V249H158ZM171 250H173V249H171ZM179 250H180V248H179ZM196 250V249H195ZM11 252H12V249L10 250ZM15 251H17V250H14V252ZM24 251V250H23ZM22 250H21V253L23 252ZM92 251H93V249H92ZM94 251H97V250H94ZM93 251V252H94ZM100 251V250H99ZM122 251L124 252V253H126L127 254V256H133V258L135 257V256H137L138 258H139V262H145L146 260H145V258L148 256V254L150 255V252H149V249H148V247H145V246H137V245H134L133 243L132 244H124V248L122 249ZM167 251V250H166ZM176 251V250H175ZM3 252V251H2ZM9 252V251H8ZM7 252V253H8ZM13 252V253H14ZM49 252V251H48ZM56 252V251H55ZM58 252V251H57ZM70 252V251H69ZM68 252V253H69ZM77 252H78V250H77ZM85 252V251H84ZM83 252V253H84ZM92 252V253H93ZM98 252V251H97ZM152 252V251H151ZM159 252V251H158ZM157 252V253H158ZM161 252V251H160ZM174 252V251H173ZM4 253H5V251H4ZM6 253V254H7ZM12 253V254H13ZM18 253V252H17ZM20 253V252H19ZM20 253V254H21ZM36 253V252H35ZM54 253V252H53ZM62 253V252H61ZM68 253H65V254H68ZM71 253V252H70ZM86 253V252H85ZM101 253L102 252H100V255H101ZM105 253H106V251H105ZM121 253V252H120ZM119 253V254H120ZM156 253V252H155ZM163 253V252H162ZM171 253V252H170ZM200 253V252H199ZM204 253V252H203ZM6 254H5V256H6ZM10 254V253H9ZM16 254V253H15ZM40 254V253H39ZM48 254H50V253H48ZM57 254V253H56ZM55 254V255H56ZM98 254V253H97ZM107 254V255H108ZM165 254H167L166 252H165ZM164 254V255H165ZM174 254V253H173ZM176 254V253H175ZM178 254V253H177ZM200 254H202V253H200ZM11 255V254H10ZM17 255H19V254H17ZM23 255V254H22ZM44 255V254H43ZM63 255V254H62ZM62 255H61V258H62ZM74 255V254H73ZM78 255H80V252H79V254ZM96 255V254H95ZM103 255V254H102ZM118 255V254H117ZM116 255V256H117ZM160 255V254H159ZM195 255V254H194ZM81 256V255H80ZM94 256V255H93ZM202 256V255H201ZM200 256V257H201ZM206 256V255H205ZM263 256V255H262ZM3 257V256H2ZM50 257V256H49ZM71 257V256H70ZM82 257V256H81ZM85 257V256H84ZM83 257V258H84ZM89 257V256H88ZM88 257H85L84 258V262L86 261L85 259L87 258V260H88V262H90L89 261V259H91V258H89L88 259ZM91 257V256H90ZM98 257V256H97ZM105 257V256H104ZM124 257H126V256H124ZM149 257V256H148ZM166 257V256H165ZM175 257V256H174ZM183 257V256H182ZM187 257V256H186ZM193 257V256H192ZM27 258V257H26ZM57 258H58V256H57ZM66 258V257H65ZM99 258V257H98ZM101 258V257H100ZM114 258H116V257H114ZM114 258H113V261H115L114 260ZM118 258V260L120 259V256L119 257H117ZM128 258V257H127ZM133 258H131V260L133 259ZM137 258V259H138ZM149 258H151V256L149 257ZM158 258V257H157ZM161 258V257H160ZM22 259V258H21ZM67 259H68V257H67ZM108 259H109V257H108ZM111 259V258H110ZM123 259V258H122ZM126 259V258H125ZM146 259H148V258H146ZM156 259V258H155ZM164 259V258H163ZM168 259V258H167ZM172 259H173V257H172ZM179 259V258H178ZM190 259V258H189ZM199 259V258H198ZM206 259V258H205ZM28 260V259H27ZM58 260H60V259H57V261ZM79 260V259H78ZM78 260H76V261H78ZM83 260V259H82ZM105 260H107V259H105ZM112 260V259H111ZM170 260H171V258H170ZM169 260V261H170ZM175 260V259H174ZM184 260V259H183ZM183 260L181 261L182 263H183ZM57 261H56V263H57ZM66 261V260H65ZM74 261V260H73ZM109 261V260H108ZM130 261V260H129ZM129 261H127V263L129 262ZM166 261H168V260H166ZM169 261H168V263H169ZM59 262V261H58ZM62 262V261H61ZM75 262V261H74ZM87 262V261H86ZM93 262V261H92ZM91 262V263H92ZM100 262V261H99ZM103 262V261H102ZM116 262V261H115ZM152 262H153V260H152ZM175 262V261H174ZM179 262V261H178ZM261 262V261H260ZM54 263V262H53ZM53 263H51V264H53ZM55 263V264H56ZM63 263V262H62ZM71 263V262H70ZM119 262H117L116 264H118ZM120 263H121V261H120ZM126 263V262H125ZM124 263V264H125ZM131 263V262H130ZM133 263V262H132ZM159 263V262H158ZM167 263V262H166ZM171 263V262H170ZM169 263V264H170ZM186 262H184V264H185ZM191 263V262H190ZM65 264H67V262L65 263ZM73 264H77V263H73ZM81 264V263H80ZM113 264H114V262H113ZM122 264V263H121ZM135 264V263H134ZM137 264V263H136ZM139 264H141V263H139ZM151 264V263H150ZM152 264H154V263H152ZM161 264H163L162 262H161ZM177 264V263H176ZM192 264H193V261H192ZM203 264H204V262H203ZM261 264V263H260Z\"/></svg>", "mask_w": 264, "mask_h": 264}]
</instances>
